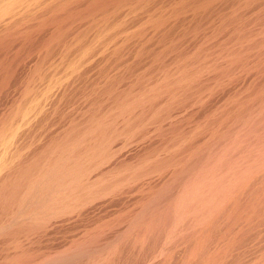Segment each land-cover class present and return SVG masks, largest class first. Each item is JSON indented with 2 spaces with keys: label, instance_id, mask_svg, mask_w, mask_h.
I'll return each instance as SVG.
<instances>
[{
  "label": "rangeland",
  "instance_id": "1",
  "mask_svg": "<svg viewBox=\"0 0 264 264\" xmlns=\"http://www.w3.org/2000/svg\"><path fill=\"white\" fill-rule=\"evenodd\" d=\"M53 1H55V0H53ZM165 1H167V0H165ZM165 1L158 0V4L162 5V2H163V5L161 7H164V5H165V7H166V5L168 7V6H172L173 4L174 5L177 4L180 0H177V2H174L176 0H172L174 3L172 1H170V0H168L169 2H172L173 4L168 3V1H167L168 4H166ZM256 1L254 3V6H253V4L249 5V7L247 5H245V7L244 6H241V7L236 6V7H238L236 9H235V6L232 8L230 5H227L230 8H227L226 5H223V6L220 5V7L218 6V9L215 12V20H216V22L214 21V23H213L215 26L213 24L210 25V26H206L205 28L202 26V28H200V29H202L201 30L202 32L200 34H203V36L200 35V37L198 39L193 38V36L191 37V34L189 35V32H191L190 31V29H191L190 27L192 26V24H191L190 27H189V25L194 20V19L192 20V18L194 16H196V15H193V13H191V12H187L188 16H187V14H184V15L181 16V21L183 20L182 23H181V21H179V19L175 20V21L173 19H171L172 21L169 20L168 22H170L169 23L170 25L167 23L168 26H166L168 28L165 27V30H164V27H163V28H161V30H158L159 32L161 31V34L158 33L157 30H155L153 28H149V25H148L147 26V30L151 31L152 36L149 33L150 31H147L148 33L146 32L145 36L147 35L148 38L146 36V39H145L144 36H142L143 38L140 37V39L139 38L137 39V34L135 33L136 30H139L136 27H138L140 25H141L140 27L145 26L142 23L144 21L143 19H145L146 16L145 17L142 16V18H143L142 20L140 19L141 17L140 18L138 17V16H141V15H134L132 17L130 16V17L127 18V20L125 18L124 20L127 21V24H128V21H129V24H128L129 32L133 33L134 35L136 34L135 37H132L134 35L129 33L132 36L131 35L130 36L129 35L124 36L125 39L124 38L123 39H124V41L125 40L126 41L123 42V39L118 41V43H116V44L119 45V46H117V47H116V44L113 45V46H111V44L104 45L103 47H105V48L102 47L103 49L101 51H99V53L100 52L101 53L99 54V53L96 52L97 53V54L95 53L96 55L93 54L95 56H93V55L91 56L92 58H90V60L88 61L89 64L88 65L86 64L85 67L82 66L80 68L82 70L81 71H79L80 69L78 70L79 73L80 72L81 73L80 74L76 73L75 75H69L68 73H70V71H68V73H67L68 75H66L65 72L67 71V69L68 70L70 69V66H69L70 64H72L74 61H77L79 59V56L81 54H79L77 52L82 51L81 42H83V41L90 42V40H91L92 41L91 43L93 45H95L98 42V40H97V42H95V40L93 38L97 34V31H96L97 29H93V28H95V26L92 25L91 23H89V22H91L92 18H90V19L88 18L89 20L84 18L85 21L84 20L81 21L80 18H78V19L74 18V20H72L71 23H70L71 25L69 24V25H67L65 27H60L58 25V27H57L58 23L56 24V22L55 23L51 22L52 21V16L54 17L57 14L59 15L61 13V11H60V13H59V11L55 12V13L54 12L53 13H49V12H47V11L45 12L43 10L40 13L39 10H38L37 15L32 13V15L29 14L30 16L29 15H26V17L24 16L23 17L24 21L20 17L21 20H22V23H21V20H20L19 22H16V24L13 23L14 25L11 24V25H6L5 26V24H4V26L0 27V32L2 33V34L0 33V35H1L0 36L1 37L0 41L2 40L3 45H4V41L6 42L5 44H7L5 46V48L4 47L2 48L3 50L0 48L1 49L0 50V59H1L0 60V86H1L0 87V121H1L0 122V152H2V149L4 150L3 146H1V145H3L2 138H4L5 136L6 137L8 136V138L11 137L10 135H12V132H14V130H13L14 126H12V125H17V126H15V128L16 127L18 128V125L21 123V121H20L21 117H19V116H21L20 114L22 112L23 113L24 112L27 113L29 111V109L30 110L32 109V107H31L32 105L34 106V104L35 105L39 104V103H41V101H42V103H41L42 105H40V106H43V109L41 107H40L41 109L39 108L41 111L38 110L37 111V115L33 116L34 118L31 116L33 119H35V118L36 119H35V121H33V119H31V123L28 126H26L27 128H23L22 127L21 128L22 130H20V131H16L15 130V132H17V133H15L16 134V138H14V140H13V141H15L13 143V146H15V145L16 146L12 147V151H11V153H9V154H12V155L14 154L13 155L14 157L11 155L13 158L9 157V159L10 160L13 159V161H15V163L14 162L12 163V161H11L12 164L10 163L11 164V168L10 169H13V170L12 171L8 170V171L10 173L12 172L11 174H13V176H16V173H17V171H19V169L21 170V168H25V167L29 166L30 163H34L35 159L37 160L38 157L40 159V157L42 155H44L46 150H48V149L50 150L51 148H53L54 146H56L58 144L62 145V143L65 141L66 137H69V135H71L72 133H73L72 135H74V133H78V128H79V130L82 128L83 131L80 130L82 133L83 132L85 133L88 129L91 128L90 129L91 131L88 130L89 132H87L88 134H86V138L85 139H83V136H85L83 134H82L83 136H81V135L77 136L80 139L77 138V137L75 138L76 142H77V145H74L76 143L75 141H73V144H72V142H70L72 145L69 143V145L72 148H73V146L75 147V148L72 149V153H70L71 147L69 145H68L69 146L68 147L67 144H66L62 148L63 150L62 151L60 150L61 152L59 151V153H61V155H63V153H66L65 156L63 155L61 157V155L58 154V153L54 154V156H51V155H53L51 153L49 155H47L46 158H48V156H49L48 159H51L52 157L53 158L59 157L60 159L58 158L55 161H53L51 163V166H50L51 168L50 167L48 168L49 165H47V163H46L45 167L41 168V170H40L41 174H38V176L35 177V179H33V180H31L29 182V184H23V187L19 188V190L21 189L20 190L21 192L18 190V192L21 193V194L17 193V195H16L17 199L15 198V196L10 198V199H8V198L6 199V198L3 197V195L0 192V196L2 197V198L0 197L1 198L0 199V217L2 218V220L0 218V251H1L0 252V264H25V263L26 264H37V263L38 264H91V263L92 264H160V263L161 264H199V263L200 264H209L208 263L209 262L208 259L212 255V252H216L217 249L219 250V246H220V248H222L225 245L224 244V239H225V243L228 240V238L226 239V237H224L223 234H222V231H223V229H222V226H223L222 217H224V215L222 213H223L224 206H225L224 199H226L225 198V193H224V191L226 190L225 188H227V189L230 188V187L232 188L233 184L230 185V186H227V184H226L227 187L222 186V188L220 186L216 185V184H214V185L210 184L209 185L210 187H209L207 183H210V180L208 179L209 176H206V173L209 174L208 172H209L210 166L206 165V163H207L208 159L211 158L212 154L214 156V155H218V152L222 153V150L224 149V146L222 145L220 147V145H221V143H223V141H225L226 138L228 140H230V138L233 137V135L236 136L238 133H239L238 135H240V132H241V134L243 133L242 132V131H244V129H242L243 128V126H242L243 123L242 124L239 123V127L240 128H238V125L232 126L233 128H230L231 126H229V130L230 131L227 130L228 128H226V129H224L225 132L223 131L224 133L222 135L221 134L222 125L219 124V123H222L223 121L221 119H219V118L221 117L222 119H224L223 117L225 116V111L228 112V110H229L228 114L229 115L232 114L233 110L232 111L230 110V108H231L230 105L233 104V102L237 101L238 99L240 101L242 98L243 99L246 98V97H243V96H247L248 97L249 96L248 94H251L253 92V91L251 92V90H253L252 88L254 86L252 84L253 83L255 84L256 82H258V80L260 81V79H261L260 77L263 76L264 72L262 70L256 68V67L254 68L253 66L256 65V64H251L250 68L247 67L248 69L244 68V71L242 70L243 73L240 71L241 75H240V72H239V74H236L234 77L222 78L221 79L222 81L219 80V82L217 83L218 85L214 84V80H216V78L214 76L215 75L214 72H213V74H211L212 71H211V73L209 71V73L211 75H208L209 73L206 72L205 73L206 75L205 74H204V76L201 75L202 79H200V80H203L205 83L206 82L209 83L213 78H215L212 81V83L211 82L209 84L206 83V85L207 84L208 85L205 86V83L202 81L203 84L200 85V88L198 87L199 89L196 88L194 90H191L192 93L190 91L188 92L189 94H191L190 98L187 97V96H189L188 94L186 96H184V98H187L188 101L186 99H184L183 97H180V100H179V98L177 99L176 98L177 96L175 97V95H170L169 94V96H170L169 97V96H167L168 95L167 93H165L166 95L163 94V96H166L168 99L164 98L161 95L163 100L165 99L164 101H166V100H171V101H168V103H167V101H166V103H164V101H162L163 104L160 103L161 104L160 107L162 105H164L163 106V108H164L166 104H170L171 103L172 105L170 104L171 105L170 107L172 108V110L169 107V105H166V107H165L166 109L169 110V111H166V112L164 111L165 108L162 109V107L161 108L158 107L157 111H160V112L162 111L163 113L156 112L155 115L153 114L154 117L156 116V119L153 116L149 115L150 117L149 116L146 117V119L144 121V125L142 127H139L140 129L139 128L132 129V127H131V129H132V130L130 129L131 132L126 127L127 122H129V120L131 118L130 117L131 115L130 116L129 115H125V116L129 117V118L127 117L129 120L125 121V119L127 120V118H125V116H121L120 114L117 113L118 112L117 110H119V112H120V109H117L118 108L117 106H118L119 102L118 103H116V102L117 101H121L124 97H126L127 93H125V92H128L130 88L131 89L134 88V87H138L139 88L140 85L142 87V90H143V87H145L144 88V92H148L150 90L153 93L155 91V88H157L156 90H158L160 88L162 89V87L164 88L168 84L169 80H171L172 72H173L172 67L174 66L173 68H175L176 66L184 63L185 59L187 60L188 58H190L191 55H189L190 53L188 54L189 51L191 53L193 52V54H195L197 52V50L199 51V49H200V51H201V49H203V50L208 51V55L209 56H211L212 58H215V57H218V55H219L217 53L221 52L219 49L223 50L222 46L230 48L232 46H235V44H239L238 42H235L236 40H234L233 38L237 34L238 35L241 34V32H242V34H245L247 32H248L247 34H253L254 33V35H252L254 40L257 39V38H258V40H261V38L263 39L264 37H262V36L264 35V31H263L264 30V0H262V1L261 0H259V1L256 0ZM159 2H161V3H159ZM228 2H233V0H230V1L227 0L226 3H228ZM237 2L238 3H242L243 1L242 0H237V1L234 0V3H237ZM244 2H245V0H244ZM71 7L74 9L76 6L74 4H72ZM83 8L84 7H77V8H75L77 10H73V12L75 14L79 13V11H81L80 9H83ZM219 8H220V10H219ZM239 8H241L242 10L239 9ZM218 10L222 13V15H221V13ZM240 11H241V13H240ZM258 12H259V14H258ZM47 13H49V14H47ZM189 13H191V14H189ZM42 14H43V16H41ZM232 15H235V17H233V19H231L232 17L231 18L229 17V16H232ZM184 16H186V17H184ZM237 16L240 17V19L242 17L241 20L239 18H237V19H239L241 21L240 22L238 20L239 21L237 23L238 26H236L237 25L236 24L237 20H235ZM256 16H259V17L256 18ZM135 17L137 19L138 18L140 19L139 22H141V24L138 22V20L135 21ZM224 17L225 18L227 17L226 20H225ZM50 18H51V20H50ZM131 18L132 19L134 18L133 23L131 22L132 21ZM37 19H38V21H37ZM82 19H83V17H82ZM185 19H186V21H184ZM47 20L49 21V23H46ZM189 20H190V23H189ZM227 20H230V22H228ZM126 21H123V22L125 23ZM147 21H148V19L146 20V22ZM222 21H226L225 22L226 24L228 22V25L222 24L223 23ZM234 21H235L236 25L234 24ZM40 22L42 23V24H40V25H42V29L40 28L41 26L38 25ZM84 22H86L87 24L84 23ZM135 22L136 23L138 22V23L135 24ZM146 22H144V24H146ZM173 22H175V23H173ZM19 23H21V25ZM34 23H35V25H34ZM171 23H173L174 25L173 24L171 25ZM88 24H91L92 28H91V25H88ZM184 24L186 26L188 24V26L186 28L187 29L186 31H185V25ZM239 24H241V25H239ZM17 25H19V26H17ZM28 25H30V27ZM129 25H131V26H129ZM136 25H138V26H136ZM233 25L238 27L239 30L241 28H243L244 30L242 29V31L240 30V32H239V30L236 27H235L236 28L235 29ZM14 26H15V28H13ZM21 26H23V27L21 28ZM85 26H86V28H85ZM6 28L8 29V31H6L7 30ZM12 28L14 30L10 31V29H12ZM89 28H91V29H89ZM131 28H133V29L131 30ZM214 28H216V29H214ZM251 28H252V30H251ZM219 29L222 30L223 32H225V34L222 31H220ZM55 30L58 33H56ZM58 30H60V31H58ZM133 30H134V32H133ZM152 30H153V32H152ZM218 30H219V32H218ZM224 30H226V31H224ZM236 30L238 32L232 38V34L235 33ZM184 31H185V34L187 36H184V33H183ZM136 32H138V31H136ZM162 32H164L166 35L164 33H162ZM261 32H263V33H261ZM153 33H154V35L158 34L159 37L156 35L155 37H157V38L154 37L155 39H152V37L154 36ZM176 33H178V34H176ZM181 33H183L182 36H180ZM212 33H213V36H212ZM217 33H219V34H217ZM257 33H259V34H257ZM55 34H60L62 36V38H64L61 43H59V44L56 43L55 44V42H53V41H55V40H52V39H54L53 37H54ZM256 34H257L258 37L256 36ZM163 35H165V38H164ZM128 36L130 38H128ZM149 36H151V37H149ZM169 36L170 37L173 36V37L169 38ZM176 36H178V37H176ZM252 36H250V38H252ZM68 37H70V38H68ZM138 37H139V35H138ZM182 37L185 38V39H183ZM38 38H39V40H38ZM133 38L135 40H131ZM159 39H160V41H159ZM176 39H178L177 40L178 43H180V42L182 43L181 39L184 40L183 43L180 44V49H179V51H180L179 55L181 56V54H182L184 56L183 57L184 58V62L182 60L183 58L180 57L179 55H177L176 53L175 54L177 56L175 54L169 55L167 57L168 58V64L170 62H171V64H169L168 67L171 68V69L166 67L165 71L167 70L170 73L168 72L169 73L168 74L167 72H161V70L160 71L156 70L155 74H153L154 75L153 77H157V78L155 79L151 75V77L153 79H149L148 78L150 76L149 75V76L146 77L147 80L145 82L144 79H146V78L143 79V76H146L148 74L147 72L152 70L154 62L156 60L157 54H158V57L162 56L163 53L161 54V52H162V50H164L163 48L166 47L165 44H167V47H169L170 45H174L173 43H175V44L177 43ZM222 39L224 41H226V42H222L221 43V41H223ZM227 39H229V40H227ZM30 40H31V42H30ZM121 41H122L123 44L121 43ZM168 41H170V42H168ZM227 41H229V44H228ZM184 42H185V44H184ZM202 42L205 43V44H203ZM13 43H15V44H13ZM220 43H221L222 46H219ZM230 43H232V45ZM233 43H235V44H233ZM36 46H37V48H36ZM53 46H55V48H57V49H55ZM79 46H81V47L79 48ZM108 46L109 47L111 46V47L109 48ZM114 46H115V48H114ZM198 46H202L203 48L202 47H198ZM238 46L240 47V44ZM120 47H121V49H119ZM6 48H7V51H6ZM63 48H65L64 50L66 51V53L64 52ZM112 48H113V51L111 50ZM208 48L209 49L213 48L215 53H214V51L212 49L209 51ZM261 48L262 47L257 48L258 50L254 49V50L250 51L249 52V53H251L250 55L254 57V55H256V53L257 54H259V52L260 53H264V52H262V51H264V49L263 48L261 49ZM47 49H49V51ZM129 49H130V51H129ZM215 49L218 50L217 53H216ZM260 49L262 51H260ZM117 50H118V54L116 53ZM145 50H147V51H145ZM185 50H187L188 52L187 51L185 52ZM68 52L69 53L72 52V53L69 54ZM103 52L104 53L107 52L108 54L107 53L104 54ZM183 53L184 54L187 53V55H184ZM76 54H77V56H76ZM48 55H51V56H48ZM174 55H175V58H177V59H174ZM118 56H121V57H118ZM154 56H155V58H154ZM178 56H179V58H178ZM185 56H187V57L190 56V57L185 58ZM44 58H47V59H44ZM169 58H170L171 61L169 60ZM180 58H182V59H180ZM137 59H138V61H137ZM53 60H54V63H53ZM45 61H47V63ZM66 61H68V62H66ZM41 63H42V65H41ZM172 63H173V65H172ZM220 63H221V59H220ZM2 64H3V66H2ZM52 64L55 65V66H52ZM56 65H58L57 68H56ZM146 65H148V66H146ZM151 65H152V67H151ZM113 66L116 67V68H114ZM48 67H51V69L48 68ZM11 68H12V70H11ZM48 69H50L51 71L49 70L50 71L49 72ZM52 69H53V71H52ZM148 69H150V70L148 71ZM162 71H164V70H162ZM255 71H256V73H255ZM160 72H161L162 75H160ZM244 72H245V74H244ZM261 72H263V74ZM163 73L165 75H166V73H167V75H169V76H166L167 78L164 75L163 78H165L166 81L163 80V78H162ZM170 74H171V77H170ZM251 74H253V75H251ZM67 77L68 78L69 77H73V78H69V80H65V78L68 79ZM51 78H52V80H51ZM140 78L143 79L144 81L141 80ZM161 78H162V80L160 81L159 79H161ZM207 78H208V80H210V79L211 80L207 81ZM138 79L140 80V82H139ZM58 80H59V82H58ZM70 80H72V81H70ZM149 80H151L150 83H148ZM137 81H138V83H137ZM248 81H250L251 83L249 82L250 83L249 84ZM51 82H53V83H51ZM57 82L60 83L61 85L56 86ZM63 83L65 85H63ZM144 83H148L149 84V85L147 84L148 86L146 85L148 88L145 86ZM151 83H152V85H150ZM219 83L222 86L219 85ZM50 85H51V87H50ZM137 85H139V86H137ZM210 85H214L215 87L213 86L214 87L213 88ZM116 86H117V88H115ZM203 86H205L207 88V90ZM208 86H210V88L212 90ZM250 86H251V88H250ZM53 87H55V90L52 89ZM57 87L59 88L58 89L59 91L57 90ZM63 87H64V89H63ZM110 87H111V90H110ZM46 88L49 91H50V89H52V91H50L51 93ZM149 88H152V89H149ZM216 88H219V89H216ZM255 88H256V86H255ZM30 89H31V91H30ZM146 89H148V90H146ZM201 89H202L203 92H201ZM249 89H251V90L249 91ZM45 90L47 91L48 94L46 93ZM195 90L196 91L200 90V91L199 92L197 91L198 92L197 93ZM204 90H206L207 92L205 91V93H204ZM229 90H231V91H229ZM115 91H117V92H115ZM137 91L139 93L137 92L138 95L136 94L137 95V96L135 95L136 97L140 96V94H141L140 93L141 92L140 89L137 90ZM193 92H196L198 94V98H197V94L196 93H195L196 95L194 94L195 97H194V95H192ZM123 93L125 95H123ZM40 95L41 96L43 95V96L41 97ZM44 96L45 97L47 96V97L45 98ZM48 96H50V97H48ZM116 96H118V97H116ZM171 96H174V97H171ZM48 98H49V100H48ZM171 98L172 99L176 98L175 104H177V102L181 101V102L178 103L179 106H178V104L174 106V104H173L174 100L172 101ZM196 98H197V100H196ZM233 98H235V100ZM42 99H45V100H42ZM32 100H34V101H32ZM177 100H179V101H177ZM191 101H192V103H191ZM111 102H113V103H111ZM197 102H199V103H197ZM43 104H45V105H43ZM109 108H110L111 111L109 110ZM115 108H116V111H115ZM173 108H175L176 110H174ZM178 110H180V111H178ZM94 111H96L97 113L100 112V114L102 113L101 115H103V117H100L102 122L101 121L98 122L100 119H97L96 121H94L95 122L94 124L95 125L97 124L96 125L97 127L94 126V128L96 127L95 129H97L95 131H93L94 128L92 126L94 124H92V122H91V120H92L91 116H94L96 114V112H94ZM171 111H174V112L176 111L177 113L176 112L174 113V112H171ZM212 111H213V113H212ZM40 112H42V113H40ZM139 112H140V110H138V113ZM220 113H222V115ZM108 114L112 115V117H111L112 119L110 118V116H108ZM113 114H115V117H113ZM158 116H161V117L158 118ZM147 118H148V121L150 119V121H149L150 124L147 121ZM175 118H178V119H175ZM110 120H111V122H110ZM122 120H123V123H121ZM160 120H162L163 123ZM212 120H213V123H212ZM83 121H84V123H83ZM172 121H173V123H172ZM217 121L219 123H217ZM208 122H209V124L212 123L213 125L212 124L209 125ZM89 123H90L91 127L89 126ZM99 123H102V125L105 124L104 126L105 127L108 126V127L105 128L104 126H102ZM185 123H186V125H185ZM86 124H88V125H86ZM98 125H101V127L99 126V128H98ZM179 125H181V128H182L181 130H183L186 133L185 136L187 134H189V136H186V137L184 136V138L182 139L183 142L184 141L185 142L184 143L182 141L179 142L180 145H178V147H176V149L175 148L172 149V151L169 150L170 152L169 151L168 152L161 151V152L158 153L159 155L158 154L157 155H153V157L151 156L152 158L150 157V159H149V156L151 155V153H150L151 151H152V154H154V151H157V150L159 151V148L161 150L162 147H164L166 145L167 141L172 138V136H169L170 135V131H169V134L167 133L168 135H166V132L168 130H171L172 126L173 127L174 126H178L180 128ZM207 125H209L210 127L208 128ZM9 126H10L11 129L8 128ZM114 126H116V127H114ZM118 126H120V127L122 126V127L120 128ZM124 126L127 129H125ZM198 126L202 127V128H199ZM73 127H75L74 129L75 130L77 129V131L73 130ZM153 127H155V128H153ZM178 127H176V128H178ZM194 127H196V128H194ZM84 128H86V130ZM164 128H166V129H164ZM219 128H220V130H214V131L211 130V129H219ZM99 129H102V130L106 129V131L104 130L100 134V131H102V130H99ZM145 129H148V130L146 131ZM158 129H160V130H158ZM208 129H210V130H208ZM238 129H240L242 131L239 130L240 132H238ZM72 130L75 131V132H71ZM109 130L112 131V132L110 131V134H108ZM202 130H203V132H202ZM92 131L95 132V134H96V131H97V134L95 135L96 137H94V133ZM210 131H213V132H210ZM19 132H20V136H19ZM24 132H26V133H24ZM81 132H80V134H81ZM90 132H92V133L89 135ZM104 132H106V133H104ZM138 132H139V134H137ZM197 132H200V134L197 133ZM204 132H205V134H203ZM228 132H230L231 134H228ZM4 133H6V134H4ZM69 133H71V134H69ZM131 133H133V134H131ZM235 133H237V134L235 135ZM113 134H114V136H113ZM115 134L118 135V136H116ZM218 134H219V136H218ZM227 134L229 136L230 135L231 136L229 137ZM104 135H105V137H104ZM191 135H192V137H191ZM209 135H210V137H209ZM215 135L218 136V137H216ZM224 135L227 136V137H224ZM101 136H103V137H101ZM19 137H20V139H18ZM92 137H93L94 140L90 139ZM100 137L103 138V140ZM106 137H107V141L105 139ZM112 137H113V139H112ZM142 137H144V138H142ZM197 137H198V139H197ZM219 137H221V138L223 137V138L221 139ZM97 138H98V140H97ZM176 138H175V135H174V139H176ZM185 138H187V140ZM86 139L90 140L91 146H89L90 145L88 143L89 140L86 142ZM99 140H101V141H99ZM217 140H219V141H217ZM92 141L93 142L95 141L96 145H95V143H92ZM97 141H99V142H97ZM1 142H2V144H1ZM59 142H61V143H59ZM85 142L88 145H86ZM160 142H161V144H160ZM80 143H82V144L80 145ZM78 144H79V146H78ZM97 144L101 145L102 147L97 145ZM186 144H187V146H186ZM19 145H21V146H19ZM94 145H95V149L97 148V146H99L98 147V148H100L99 150H101L104 155L101 153V151H99L100 153L98 152V148L96 149V152H95V149L93 150V146ZM189 145L192 147L191 151H190ZM211 145H213V146H211ZM185 146L188 147V148H186L187 152H186V149H184ZM85 147L86 148L88 147L87 150H84V149H86ZM155 147L158 148V149L155 150L156 149ZM179 147H180V149H178ZM219 147L221 149H219ZM27 148H28V150H27ZM101 148H103V150ZM64 149H65L66 152H63ZM66 149L69 150V151H67ZM78 149H79V151H77ZM88 149L90 151H88ZM181 149H184L185 151L181 150ZM173 150H175V151L178 150L179 152L181 150L180 154H182V153L185 154L186 153V155L185 156L178 155V159L179 160L173 162V164H171V165H169L167 167H162V168H160L158 170H154V171L152 170V172L151 171L149 173L146 172V174H145V172L142 173V174L139 173L140 175L137 174L138 172H140L138 170H140L143 165L144 166H143V169H141V171L145 170L148 167L147 165H150V162L152 164L154 162V160L155 161H159V160H162L163 158L165 159V158L169 157L168 155L172 156V154L175 153V151H173ZM219 150H221V151H219ZM85 151H87V152H85ZM178 151H176V153ZM68 152L70 153L71 156L67 155V154H69ZM74 152H76V154H74ZM77 152H81L82 155L81 154L79 155V153H77ZM97 152H98L99 155L100 154L101 155L99 156L97 154ZM85 154H87V155H85ZM110 154H112V155H110ZM184 154H182V155H184ZM76 155H77L78 158L76 157ZM91 155H92V158L94 160L91 158ZM113 155H114V157H113ZM66 156H67V158H66ZM98 156H99V158H98ZM110 156H112V157H110ZM158 156H160V158ZM162 156H163V158H162ZM164 156H166V157H164ZM15 157H16V159H15ZM63 157L66 160L63 159ZM69 157H71V158L69 159ZM106 157H107V159H105ZM181 157H183V158L181 159ZM76 158H77V160H76ZM24 159H26V160H24ZM71 159L73 160L72 161L73 165H72V163H68V161L69 160L71 161ZM144 159H146V160L148 159L149 160L148 164L144 163L145 162ZM61 160H63V161H61ZM83 160H85L87 163L83 162ZM100 161H102V162H100ZM57 162H59V163H57ZM16 163H18V164H16ZM83 163H85L84 167L87 169V172H85V173H83L84 172V170H83L84 168H82L83 167L82 166ZM90 163H92V164H90ZM131 163H133V164H131ZM13 164H16V165L12 166ZM140 164H142V165H140ZM201 164H202V167L204 166L203 164H205L206 167L205 166L203 168L200 167V169H199V166H201ZM46 166H47V168H46ZM140 166H141V168H140ZM194 166H195V168H194ZM62 167H64V168H62ZM144 167H145V169H144ZM73 168H76L75 169L76 171L71 172V171L74 170ZM77 168H79V169H77ZM135 168H137L138 170L135 169ZM44 169L45 170L49 169V171L46 170V172H45ZM64 169L67 170V171L65 170L66 172H68V170H70V172L65 173ZM147 169H150V167L147 168ZM79 170H80V174L78 176L80 177L81 172H82L81 177L83 178V175L85 177L83 179L81 177L79 178L82 181L79 180L78 177H76L77 175H75V174H78L76 172H78ZM118 170H119V173L116 172ZM54 171H55V173H54ZM162 171H164V172H162ZM198 171L199 172L201 171L202 175L200 173L198 174ZM9 172L6 171V173L5 172L2 173L4 175H1V176H5V177H1L0 176V178H1V180H0V184H1L0 185V191L2 190V192H3L4 189H6V186H4V184L9 183V182H6V180L8 179V181H9V178L11 179V174ZM62 172H64V174ZM114 172H115V175H114ZM134 172H135L136 175H134ZM263 172H264V169L260 173H263ZM42 173H45V175L42 174ZM72 173L73 174L75 173V174L73 175ZM127 173H129V174H127ZM196 173L198 175H196ZM204 173H205V175H204L205 178L203 176ZM67 174H68L69 177L67 176ZM71 174H72L73 177H70ZM105 174H107V175H105ZM7 175H10L9 178H8ZM127 175H129V176H127ZM6 176H7V178H6ZM191 176L193 178H195V176L196 177L198 176V178H199V179L197 178L198 180H203L202 185L198 184V180L196 178L193 179ZM200 176L201 177L203 176V178L201 179ZM259 176L262 177V174L259 175ZM261 177H259V178H261ZM5 178H6V180H5ZM12 179H14V178H12ZM61 179H62V183H61ZM67 179H69V180L71 179V181L68 180L69 182H67ZM206 179L209 180V182ZM262 179H264V175L260 179L261 182L258 183L259 187L261 186L262 182L264 183V181ZM100 180H101V182H100ZM110 180H111L112 183L109 182ZM2 181L6 182V183H4ZM63 182L67 183V184L69 183V185L66 184L67 186H65V184ZM71 182H73V184L75 182L76 184L72 185ZM99 182H100V185H99ZM56 183H58V184H56ZM108 183H110V184H108ZM196 183L198 185H200V186H198ZM203 183H205V185H203ZM263 183H262V185H263ZM85 184L87 186V187L85 186V188H87V189H85L84 186H83ZM29 185H30V187H29ZM77 185L78 186L80 185L79 187L82 190V192L80 190V193L82 195L79 194V188H78ZM110 185H111V187H110ZM211 185H212V187H211ZM57 186H59L58 187L59 191H58ZM70 186H73L72 187L73 189L70 188ZM67 187H69L71 190L69 188L66 189ZM98 187H100V188H98ZM215 187L216 188L220 187L219 191L221 189H223V190L220 191L219 193H216V192H218V190ZM259 187L255 186V190L257 189V191H258ZM60 188H62L63 190L60 189ZM77 188H78V192H77ZM22 189L25 190V191H23ZM214 189L216 190L215 192L213 191ZM61 190L64 193H62ZM235 190L237 191V189H235ZM4 191H6V190H4ZM206 191H207V193H206ZM74 192L77 193V197H76V194ZM65 193L67 194V196L71 194L70 196H72V199H70L69 196L66 197ZM221 193H223V194H221ZM199 194L201 195V198H200ZM214 194H218V195L216 196ZM221 195L223 197H219ZM197 197H198V199H197ZM63 198H65V200ZM13 199L14 200L16 199V200L14 201ZM196 199L198 201H196ZM6 200H8V201L6 202ZM18 200H20V201H18ZM199 200H200V203L204 200V206L202 205L203 202L201 204H199ZM4 201H5L6 204L4 203ZM223 203H224V206L222 205ZM4 204H5L6 207H4ZM68 204H69L70 207L68 206ZM195 204H199V205H195ZM14 205H16V206H14ZM200 205H202L203 207H200ZM219 205H222V206L220 207ZM197 206H198V208L196 209ZM218 206L220 207L219 208L220 210L218 209L219 212L216 213L217 212L216 208ZM163 207H165V208H163ZM77 208H78V210H77ZM193 208L195 209V211H194ZM211 208L212 209L214 208V210H211ZM222 208H223V210H222ZM58 209L61 212L62 211L63 212L61 213ZM168 209H169V211H168ZM68 210H69V212H68ZM57 211H59V212H57ZM213 211H215V212H213ZM195 212L197 214H195ZM157 213H158V215H157ZM214 213H216V214H214ZM185 214H187V215L185 216ZM57 215H58V217H57ZM154 216H156V217H154ZM148 217H150V218H148ZM59 218H61V219H59ZM191 218L192 219L194 218V219L192 220ZM158 219L160 221H158ZM153 220L155 222L156 221L157 222L154 223ZM209 221H212V225L216 223L215 226L217 225L219 227V225H220V227L219 228L216 227V229L214 230L215 233L213 231L212 234H210L211 236L209 235L208 239H210L212 243L210 242V240L209 241L207 240L206 241L207 243L206 242L204 243V249H203L204 251L203 250L201 251L202 253L203 252L204 253L203 254L201 253L202 255H200V256H196V257L192 256L193 257L192 258L191 257L192 253L190 251H191V248L193 246L194 241L197 239L198 231L201 228L205 227V225L208 224ZM260 221L262 223V226H261V224H259ZM34 222L35 223H37V222L39 223L40 222L42 224L45 223L46 225H50L49 226V230H43L42 229L43 231L42 230L40 232L37 231V232L31 234V236H26L27 238L24 237L25 235H23V237H21L19 239V241L17 240V242H15V243L11 241V240L14 239V237H13L14 235H15V237L18 235V234L16 235V233L19 232L18 229L21 227V225L27 226V225L33 224ZM143 222L145 223V225L148 224L149 222L150 223L153 222L154 229L152 230V232L151 231L150 232L145 231V229H144L145 227L139 225L141 223L144 224ZM219 222H220V224L218 225ZM51 223H52V225H51ZM247 223L248 224L246 225V227H244L247 230L244 229V228L242 229L243 225H242V227L241 226L237 227L236 230H235V232L238 233L242 229L243 231L242 230L241 231L243 233L241 231L240 232L243 235L246 234V236H247V234H248L249 236H247V239H246V236H245V240L246 241L244 240V242H241V244H239V247L235 248V250L231 254L233 259L229 258L230 261L228 260L227 262H223L221 264H226V263L227 264H245V263L246 264H256L257 262L259 263L261 261L260 259H262V256L264 254V225H263L264 223H263V219H258V223H257V221H252V223H249V222H247ZM136 224L139 225V227L141 226L140 230H142V231H140V230L137 231V228L134 227V225H136ZM53 225L56 226V227H54ZM258 225H260V226H258ZM16 226H17V228H16ZM51 226H53V227L51 228ZM255 226L258 227L259 229L258 228L256 229ZM58 227H60V228H58ZM254 228H255V230L251 231ZM12 229H14V232H12L13 231ZM15 229H17V231ZM248 229H251L250 231L252 233L250 231H248ZM218 231H220L221 233L218 232ZM140 232L143 233V235ZM196 233H197V235H196ZM216 233H217V235H216ZM35 234H36V236H35ZM251 234H253V235L251 236ZM21 235L19 233L18 236H21ZM214 236H215V238H214ZM223 237H224V239H223ZM248 237H249V239H248ZM42 239H44V240H42ZM172 241H173V243H172ZM207 244H208V246L206 247ZM9 245H12V246L10 247ZM65 248H66V250H65ZM152 248H154V249H152ZM261 252H263V253H261ZM32 253H34V254H32ZM208 253L210 254V256H208L209 255ZM28 255H29V257H28ZM119 256H121V257H119ZM168 256H169V258H167ZM201 256L203 257V259H202ZM204 256H205V258H207L206 260H205ZM197 258H198V260H197ZM187 259H188V261H187ZM258 259H259V261H258ZM232 260H233V262H232Z\"/></svg>",
  "mask_w": 264,
  "mask_h": 264
},
{
  "label": "bare ground",
  "instance_id": "2",
  "mask_svg": "<svg viewBox=\"0 0 264 264\" xmlns=\"http://www.w3.org/2000/svg\"><path fill=\"white\" fill-rule=\"evenodd\" d=\"M163 1H165V0H163ZM168 1V0H167ZM167 1H165L166 2V4H168V3H171V4H173L174 2H177V0L176 1H172V0H170V1H172V2H169L168 1V3H167ZM226 1L227 0H180L177 4H173L172 6H168L167 7V5H166V7H165V5H164V7H161L162 5H163V2H162V5H160V4H158V0H55V1H51V0H0V27H2V26H4V24H5V26L6 25H11V24H13V23H15L16 24V22H19L20 20H21V18H22V20H23V17L25 16L26 17V15H29V14H31L32 15V13H34V14H36L37 15V12H38V10H39V12L41 13L43 10L46 12H49V13H55V12H58L59 11V13H60V11H61V13L57 16V15H55L54 17L52 16V21L51 22H53V23H55L56 22V24H57V27H58V25L60 26V27H65V26H67V25H69L70 23H71V21L72 20H74V18H76V19H78V18H80L81 19V21L82 20H84L85 21V19H87V20H89L90 18H92L91 19V22H89V23H91L92 25H94L95 26V28H93V29H97L96 31H97V34H96V36L95 37H93L94 38V40H95V42H97V40H98V42L95 44L94 42V44L95 45H93L91 42V40H90V42H86V41H83V42H81V45H82V51H80V52H77V53H79V54H81L80 56H79V59L77 60V61H74L72 64H70L69 66H70V69L68 70L67 69V71L65 72V74L66 75H75L76 73H79V71H81L82 69H80L82 66H86V64L88 65L89 63H88V61L90 60V58H92L91 56L93 55V54H95L96 52L97 53H99V51H101L103 48H105V47H103L104 45H107V44H111V46H113V45H115L116 43H118V41H120V40H122L123 38H124V36H127V35H131V34H133V33H131V32H129V27H128V24H129V21H128V24H127V18L128 17H132V16H134V15H141V16H138L141 20L143 19L142 18V16L143 17H145V19H143L144 21H143V25H145V26H143V27H140V26H138V25H136V26H138V27H136V28H138L139 30H136V31H138V32H136L135 31V33L137 34V39L139 38L140 39V37L141 38H143L142 36H144L145 37V39H146V36H145V34H146V32L147 31H150V30H147V26L149 25V28H153V29H155V30H161V28H163L164 27V30H165V27L166 26H168L167 25V23L169 24L170 22H168L169 20H171V19H173L174 21L175 20H178L179 19V21H181V16L182 15H184V14H187V12H191V13H193V15H196V16H192L193 18H192V20H193V22L192 23H190V20H189V23H190V25H189V27L191 26V24H192V26L190 27L191 29H190V31L191 32H189V35L191 34V37L193 36V38H195V39H198L199 37H200V35H202L203 36V34H200L202 31V29H200V28H202V26L205 28L206 26H210V25H212L213 23H214V21L216 22V20H215V12H216V10L218 9V6L220 7V5L221 6H223V5H226V7L227 8H230V7H228L227 5H230L232 8L235 6V9L236 8H238V7H241V6H244L245 7V5H247L248 7H249V5H252L253 4V6H254V3H255V1L256 0H245V2H244V0H242L243 2L242 3H234V0H233V2H228V3H226ZM230 1V0H229ZM235 1H237V0H235ZM259 1V0H258ZM262 1V0H261ZM257 2V1H256ZM159 3H161V2H159ZM224 3V4H223ZM263 3V2H262ZM70 4V5H69ZM72 4H74L76 7L75 8H77V7H84L83 9H80L81 11H79V13H74L73 12V10H77V9H73L72 7H71V5ZM170 4V5H171ZM69 6V7H68ZM236 6H238V7H236ZM231 8V9H232ZM79 9V8H78ZM225 9V8H224ZM239 9H241V8H239ZM248 9V8H247ZM262 9V8H261ZM55 10V11H54ZM57 10V11H56ZM219 10H220V8H219ZM218 10V11H219ZM242 10V9H241ZM232 11V10H231ZM236 11V10H235ZM261 11V10H260ZM220 12V11H219ZM245 12V11H244ZM248 12V11H247ZM49 13H47V14H49ZM191 13H189V14H191ZM221 13V12H220ZM234 13V12H233ZM240 13H241V11H240ZM261 13V12H260ZM226 14V13H225ZM235 14V13H234ZM244 14V13H243ZM254 14V13H253ZM258 14H259V12H258ZM46 15V14H45ZM221 15H222V13H221ZM236 15V14H235ZM235 15H232V16H229L231 19H233V17H235ZM257 15V14H256ZM30 16V15H29ZM28 16V17H29ZM35 16V15H34ZM41 16H43V14L41 15ZM76 16V17H75ZM187 16H188V14H187ZM227 16V15H226ZM244 16V15H243ZM251 16V15H250ZM21 17V18H20ZM33 17V16H32ZM82 17H83V19H82ZM184 17H186V16H184ZM223 17V16H222ZM228 17V16H227ZM226 17V18H227ZM257 17H259V16H256V18ZM85 18V19H84ZM89 18V19H88ZM126 18V20H124ZM137 19L136 17H135V21H137L138 20V22H139V20L140 19ZM148 19V21L146 22V20ZM189 18V17H188ZM225 18V17H224ZM226 18H225V20H226ZM237 18H239L240 19V17H236V19L235 20H237V22H236V24L242 19V17H241V19L239 20V19H237ZM25 19V18H24ZM130 19V18H129ZM253 19V18H252ZM22 20H21V23H22ZM49 20V19H48ZM47 20V21H48ZM50 20H51V18H50ZM132 20V21H131ZM131 22L133 23V20H134V18L132 19L131 18ZM219 20V19H218ZM224 20V19H223ZM239 20V21H238ZM24 21V20H23ZM36 21V20H35ZM34 21V22H35ZM37 21H38V19H37ZM40 21V20H39ZM44 21V20H43ZM46 21V23H49V21L47 22ZM76 21V20H75ZM74 21V22H75ZM80 21V22H81ZM123 21H126L125 23L123 22ZM172 21V20H171ZM184 21H186V19L184 20ZM221 21V20H220ZM228 22H230V20H227ZM232 21V20H231ZM26 22V21H25ZM24 22V23H25ZM42 22V21H41ZM39 23L38 25H40V24H42V23ZM77 22V21H76ZM130 22V23H131ZM137 22V23H138ZM144 22H146V24H144ZM183 22V20L181 21V23ZM188 22V21H187ZM223 22V23H222ZM221 23L222 24H226L225 22L226 21H222ZM228 22H227V24L226 25H228ZM241 22V21H240ZM263 22V21H262ZM8 23V24H7ZM21 23H19L20 25H21ZM23 23V24H24ZM30 23V22H29ZM33 23V22H32ZM37 23V22H36ZM45 23V22H44ZM78 23V22H77ZM84 23H86V22H84ZM136 22H135V24H137ZM140 24H141V22H139ZM173 23H175V22H173ZM173 23H171V25L173 24ZM188 23V24H189ZM251 23V22H250ZM52 24V23H51ZM73 24V23H72ZM87 24V23H86ZM91 24H88V25H91ZM127 24V25H126ZM177 24V23H176ZM188 24H187V26H188ZM219 24V23H218ZM234 24H235V21H234ZM235 24V25H236ZM14 25V24H13ZM25 25V24H24ZM34 25H35V23H34ZM44 25V24H43ZM55 25V24H54ZM71 25V24H70ZM82 25V24H81ZM92 25H91V28H92ZM165 25V26H164ZM170 25V24H169ZM174 25V24H173ZM185 25V24H184ZM214 25V24H213ZM221 25V24H220ZM239 25H241V24H239ZM246 25V24H245ZM244 25V26H245ZM252 25V24H251ZM258 25V24H257ZM17 26H19V25H17ZM26 26V25H25ZM29 27H30V25H28ZM37 26V25H36ZM41 27V29H42V25H40ZM74 26V25H73ZM79 26V25H78ZM129 26H131V25H129ZM134 26V25H133ZM187 26L185 25V31L187 30L186 28H187ZM215 26V25H214ZM234 26V25H233ZM236 26H238V24L236 25ZM236 26H234V28L236 27ZM23 26H21V28H22ZM38 27V26H37ZM69 27V26H68ZM80 27V26H79ZM140 27V28H139ZM188 27V28H189ZM212 27V26H211ZM217 27V26H216ZM225 27V26H224ZM232 27V26H231ZM243 27V26H242ZM247 27V26H246ZM11 28V27H10ZM13 28H15V26L13 27ZM10 29V31L11 30H14V29ZM17 28V27H16ZM44 28V27H43ZM78 28V27H77ZM76 28V29H77ZM85 28H86V26H85ZM91 28H89V29H91ZM134 28V27H133ZM133 28H131V30L133 29ZM166 28H168V27H166ZM203 28V29H204ZM209 28V27H208ZM219 28V27H218ZM233 28V29H234ZM237 29H238V27H236ZM235 28V29H236ZM241 28V27H240ZM261 28V27H260ZM7 29V28H6ZM33 29V28H32ZM64 29V28H63ZM80 29V28H79ZM83 29V28H82ZM81 29V30H82ZM214 29H216V28H214ZM242 29L243 28H241L240 30L242 31ZM16 30V29H15ZM40 30V29H39ZM61 30V29H60ZM60 30H58V31H60ZM65 30V29H64ZM68 30V29H67ZM72 30V29H71ZM75 30V29H74ZM130 30V31H131ZM220 30V29H219ZM219 30H218V32H219ZM239 30V29H238ZM240 30H239V32H240ZM244 30V29H243ZM251 30H252V28H251ZM4 31V30H3ZM6 31H8V29L6 30ZM30 31V30H29ZM43 31V30H42ZM54 31V30H53ZM56 31V30H55ZM181 31V30H180ZM185 31L183 32L184 33V36H187L186 34H185ZM220 31H222V30H220ZM224 31H226V30H224ZM235 31V30H234ZM249 31V30H248ZM260 31V30H259ZM264 31V30H263ZM84 32V31H83ZM95 32V31H94ZM133 32H134V30H133ZM152 32H153V30H152ZM156 32V31H155ZM174 32V31H173ZM206 32V31H205ZM223 32V31H222ZM238 31L236 30V32L235 33H233L232 34V38L235 36V34L237 33ZM246 32V31H245ZM1 33V32H0ZM56 33H58L57 31H56ZM60 33V32H59ZM76 33V32H75ZM129 33H131V34H129ZM148 33V32H147ZM150 34H151V36H152V33H151V31L149 32ZM158 33H160L161 34V31L159 32L158 31ZM162 33H164V32H162ZM167 33V32H166ZM183 33H181V35L180 36H182V34ZM224 34H225V32H223ZM228 33V32H227ZM248 33V32H247ZM247 33H245V34H242V32H241V34H237L233 39L234 40H236L235 42H238L239 44H240V47L238 46L239 44H235V43H233V44H235V46H232V47H223L222 45H221V43L222 42H226V41H224L223 39V41H221V43L219 44V46H222V48H223V50H221V49H219L221 52L220 53H217V51L218 50H216V53L217 54H219L218 55V57H215V58H212L211 56H209L208 55V51H206V50H203V49H201V51H200V49H199V51L197 50V52L195 53V54H193V52L191 53L190 51L188 52L187 50H185V52L187 51L188 52V54L189 55H191V57L190 56H188V57H190V58H188L187 56H185V58H188L187 60L185 59V62H184V56L181 54V56L179 55L180 54V51H179V49H180V44H182L183 43V39H185V38H183V39H181L182 40V43L180 42V43H178V39H176V41H177V43L175 44V43H173L174 45H170L169 47H167V44H165L166 45V47L165 48H163L164 50H162V52H161V54L163 53V55L162 56H159L158 57V54H157V56H156V60H155V62H154V65H153V68H152V70H150V69H148V71L149 72H147L146 74V76H143V79L144 78H146L147 76H149L148 78L149 79H153V78H157V77H153L154 75L153 74H155V71L156 70H161V72H169V71H165V69H166V67H168V65L169 64H171V62L168 64V56L169 55H172V54H177V55H179L180 57H182V58H180V59H182L183 60V62L184 63H182V64H180V65H178V66H176L175 68H173L172 67V69H173V72H172V77H171V74H170V77H171V80H169V82H168V84L163 88L162 87V89L160 88V89H158V90H156L157 88H155V91L152 93L150 90L148 91V92H144V88L145 87H143V90H142V87H141V83L139 84L140 85V87L138 88V87H134V88H130L129 89V91L128 92H125V93H127L126 94V97H124L121 101H115L116 103H118V108L117 109H120V112H119V110H117L118 112V114H120L121 116H125V115H131L130 117V120L128 119L129 117L128 116H125V118H127V120L125 119V121H128L129 120V122H127V125H126V127L128 128V130H130L131 129V127H132V129H134V128H139V127H142L143 125H144V121H145V119H146V117H148L149 115L150 116H153V114L155 115V113L156 112H159V113H163L162 111L160 112V111H157V109H158V107L159 108H161L162 107V109H164L165 107H166V105H169V107L172 105L171 103V105L170 104H166L165 105V107L163 108V106L164 105H162L161 107H160V105L161 104H163V102L162 101H164L163 100V98H162V96H163V94H165V93H167L168 95L167 96H169V94L170 95H175V97L178 99L179 98V100H180V97H183L184 98V96H186L187 94L189 95V96H187V97H191V94H189L188 92L190 91L191 93H192V91L191 90H194V89H196V88H200V85L201 84H203V80H200V79H202L201 78V75L202 76H204V74L206 73V72H208L209 73V71H210V73H211V71H212V73L211 74H213V72H214V76H215V78H216V80H214L215 78H213L211 81L210 80H208V78H207V81H210L211 83H212V81L214 80V84H217L218 82H219V80H221L222 78H226V77H228V78H230V77H234L236 74H239V72L241 71L242 73H243V71H244V68L246 69L247 67H249L250 68V65L251 64H256V65H254L253 67L255 68H258V69H260V70H262L263 72H264V53H260L259 52V54H257L256 53V55H254V57L253 56H251L250 54L251 53H249L250 51H252V50H258L257 48H260V47H262L263 49H264V38L262 39L261 38V40H258V38L257 39H255L254 40V38H253V36L252 35H254V33L253 34H247ZM261 33H263V32H261ZM2 34V33H1ZM8 34V33H7ZM25 34V33H24ZM89 34V33H88ZM92 34V33H91ZM95 34V33H94ZM135 34V35H136ZM165 34V33H164ZM176 34H178V33H176ZM188 34V33H187ZM208 34V33H207ZM217 34H219V33H217ZM221 34V33H220ZM257 34H259V33H257ZM257 34H256V36H257ZM4 35V34H3ZM134 35V34H133ZM135 35L134 36H132V37H135ZM138 35H139V37H138ZM149 35V34H148ZM153 35H154V33H153ZM158 37H159V35L158 34H156ZM156 35H154L153 37H152V39H155V38H157V37H155ZM166 35V34H165ZM165 35H163L164 36V38H165ZM168 35V34H167ZM210 35V34H209ZM223 35V34H222ZM231 35V34H230ZM241 35V36H240ZM261 35V34H260ZM1 36V35H0ZM6 36V35H5ZM33 36V35H32ZM31 36V37H32ZM42 36V35H41ZM66 36V35H65ZM128 36V38H130ZM151 36H149V37H151ZM174 36V35H173ZM173 36H171V37H173ZM207 36V35H206ZM212 36H213V33H212ZM221 36V35H220ZM250 36H252V38H250ZM75 37V36H74ZM155 37V38H154ZM170 36H169V38H171ZM176 37H178V36H176ZM175 37V38H176ZM189 37V36H188ZM187 37V38H188ZM210 37V36H209ZM258 37V36H257ZM262 37H264V35L262 36ZM1 38V37H0ZM28 38V37H27ZM30 38V37H29ZM54 39H52V40H55V41H53V42H55V44L56 43H61L62 42V40L64 39V38H62V36L60 35V34H55L54 35V37H53ZM66 38V37H65ZM68 38H70V37H68ZM127 38V39H128ZM147 38H148V36H147ZM168 38V37H167ZM190 38V37H189ZM218 38V37H217ZM220 38V37H219ZM230 38V37H229ZM31 39V38H30ZM33 39V38H32ZM91 39V38H90ZM125 39V38H124ZM124 39H123V42H125L124 41ZM144 39V40H145ZM174 39V38H173ZM213 39V38H212ZM221 39V38H220ZM34 40V39H33ZM32 40V41H33ZM38 40H39V38H38ZM76 40V39H75ZM93 40V41H94ZM130 40V39H129ZM131 40H135L134 38L133 39H131ZM167 40V39H166ZM194 40V39H193ZM214 40V39H213ZM218 40V39H217ZM227 40H229V39H227ZM78 41V40H77ZM154 41V40H153ZM159 41H160V39H159ZM196 41V40H195ZM199 41V40H198ZM30 42H31V40H30ZM34 42V41H33ZM134 42V41H133ZM136 42V41H135ZM142 42V41H141ZM166 42V41H165ZM164 42V43H165ZM168 42H170V41H168ZM173 42V41H172ZM171 42V43H172ZM175 42V41H174ZM188 42V41H187ZM228 42V44H229V41H227ZM233 42V41H232ZM6 42L4 41V45H3V43H2V40L0 41V48L2 49L3 47L5 48V46L7 45V44H5ZM78 43V42H77ZM89 43V44H88ZM121 43H122V41H121ZM130 43V42H129ZM146 43V42H145ZM153 43V42H152ZM163 43V44H164ZM203 43V42H202ZM13 44H15V43H13ZM31 44V43H30ZM29 44V45H30ZM44 44V43H43ZM46 44V43H45ZM49 44V43H48ZM73 44V43H72ZM93 46H92V45ZM123 44V43H122ZM184 44H185V42H184ZM203 44H205V43H203ZM202 44V45H203ZM211 44V43H210ZM231 45H232V43H230ZM36 45V44H35ZM61 45V44H60ZM133 45V44H132ZM161 45V44H160ZM189 45V44H188ZM263 45V46H262ZM110 46V47H111ZM117 46H119V45H117L116 44V47ZM185 46V45H184ZM206 46V45H205ZM54 48H55V46H53ZM81 46H79V48H80ZM103 47V48H102ZM109 47V46H108ZM107 47V48H108ZM109 47V48H110ZM198 47H202V46H198ZM235 47V48H234ZM36 48H37V46H36ZM68 48V47H67ZM71 48V47H70ZM108 48V49H109ZM114 48H115V46H114ZM132 48V47H131ZM203 48V47H202ZM261 48V49H262ZM0 49V50H1ZM11 49V48H10ZM53 49V48H52ZM55 49H57V48H55ZM54 49V50H55ZM65 48H63V50H64ZM119 49H121V47L119 48ZM118 49V50H119ZM138 49V48H137ZM213 50V48H208V50L210 51V50ZM260 49V51H262ZM3 50V49H2ZM5 50V49H4ZM18 50V49H17ZM24 50V49H23ZM22 50V51H23ZM48 51H49V49H47ZM77 50V49H76ZM112 51H113V48L111 49ZM118 50H117V54H118ZM195 50V49H194ZM6 51H7V48H6ZM28 51V50H27ZM35 51V50H34ZM71 51V50H70ZM78 51V50H77ZM107 51V50H106ZM116 51V50H115ZM122 51V50H121ZM129 51H130V49H129ZM142 51V50H141ZM145 51H147V50H145ZM144 51V52H145ZM214 51V50H213ZM64 52L66 53V51L64 50ZM74 52V51H73ZM110 52V51H109ZM125 52V51H124ZM132 52V51H131ZM136 52V51H135ZM255 52V51H254ZM262 52H264V51H262ZM42 53V52H41ZM46 53V52H45ZM64 53V54H65ZM69 53V52H68ZM67 53V54H68ZM70 53H72V52H70ZM69 53V54H70ZM96 53V54H97ZM101 53V52H100ZM99 53V54H100ZM104 53V52H103ZM105 53H107V52H105ZM104 53V54H105ZM138 53V52H137ZM140 53V52H139ZM214 53H215V51H214ZM21 54V53H20ZM55 54V53H54ZM95 54V55H96ZM108 54V53H107ZM114 54V53H113ZM116 54V55H117ZM175 54V55H176ZM184 54V53H183ZM193 54V55H192ZM254 54V53H253ZM6 55V54H5ZM19 55V54H18ZM41 55V54H40ZM52 55V54H51ZM51 55H48V56H51ZM95 55H93V56H95ZM102 55V54H101ZM115 55V56H116ZM139 55V54H138ZM175 55H174V59H177V58H175ZM176 55V56H177ZM184 55H187V53L186 54H184ZM10 56V55H9ZM54 56V55H53ZM76 56H77V54H76ZM103 56V55H102ZM125 56V55H124ZM137 56V55H136ZM153 56V55H152ZM179 56H178V58H179ZM75 57V56H74ZM118 57H121V56H118ZM138 57V56H137ZM4 58V57H3ZM7 58V57H6ZM48 58V57H47ZM47 58H44V59H47ZM115 58V57H114ZM127 58V57H126ZM154 58H155V56H154ZM158 58V59H157ZM8 59V58H7ZM55 59V58H54ZM75 59V58H74ZM121 59V58H120ZM130 59V58H129ZM142 59V58H141ZM172 59V58H171ZM220 59H221V63H220ZM1 60V59H0ZM50 60V59H49ZM48 60V61H49ZM56 60V59H55ZM93 60V59H92ZM169 60H170V58H169ZM181 60V61H182ZM44 61V60H43ZM61 61V60H60ZM110 61V60H109ZM119 61V60H118ZM137 61H138V59H137ZM171 61V60H170ZM40 62V61H39ZM46 63H47V61H45ZM52 62V61H51ZM66 62H68V61H66ZM107 62V61H106ZM122 62V61H121ZM179 62V61H178ZM49 63V62H48ZM53 63H54V60H53ZM70 63V62H69ZM119 63V62H118ZM130 63V62H129ZM139 63V62H138ZM146 63V62H145ZM176 63V62H175ZM8 64V63H7ZM115 64V63H114ZM151 64V63H150ZM14 65V64H13ZM41 65H42V63H41ZM45 65V64H44ZM123 65V64H122ZM172 65H173V63H172ZM171 65V66H172ZM2 66H3V64H2ZM1 66V67H2ZM5 66V65H4ZM9 66V65H8ZM21 66V65H20ZM52 66H55V65H53L52 64ZM57 66L58 65H56V68H57ZM129 66V65H128ZM146 66H148V65H146ZM16 67V66H15ZM43 67V66H42ZM114 67V66H113ZM151 67H152V65H151ZM8 68V67H7ZM14 68V67H13ZM17 68V67H16ZM48 68H50L51 69V67H48ZM114 68H116V67H114ZM118 68V67H117ZM122 68V67H121ZM144 68V67H143ZM169 68V67H168ZM167 68V69H168ZM50 69H48V71L50 70ZM80 69V70H79ZM100 69V68H99ZM131 69V68H130ZM137 69V68H136ZM169 69H171V68H169ZM248 69V68H247ZM253 69V68H252ZM257 69V70H258ZM11 70H12V68H11ZM15 70V69H14ZM79 70V71H78ZM104 70V69H103ZM162 70H164V71H162ZM243 70V71H242ZM51 71V70H50ZM49 71V72H50ZM52 71H53V69H52ZM58 71V70H57ZM56 71V72H57ZM68 71H70V73H68ZM78 71V72H77ZM172 71V70H171ZM12 72V71H11ZM14 72V71H13ZM161 72H160V75H162L161 74ZM241 72H240V75H241ZM251 72V71H250ZM263 72H261L262 74H263ZM47 73V72H46ZM59 73V72H58ZM68 73V74H67ZM81 73V72H80ZM79 73V74H80ZM151 73V74H150ZM167 73H166V75L163 73V76H162V78L164 77V75H165V77L166 76H169V75H167ZM170 73V72H169ZM168 73V74H169ZM208 74V75H211V74ZM254 73V72H253ZM255 73H256V71H255ZM260 73V72H259ZM10 74V73H9ZM56 74V73H55ZM144 74V73H143ZM142 74V75H143ZM244 74H245V72H244ZM11 75V74H10ZM13 75V74H12ZM107 75V74H106ZM151 75H152V77H151ZM206 75V74H205ZM251 75H253V74H251ZM260 75V74H259ZM258 75V76H259ZM32 76V75H31ZM77 76V75H76ZM82 76V75H81ZM256 76V75H255ZM45 77V76H44ZM108 77V76H107ZM110 77V76H109ZM251 77V76H250ZM41 78V77H40ZM61 78V77H60ZM68 78V77H67ZM69 78H73V77H69ZM69 78L68 79H66L65 78V80H69ZM125 78V77H124ZM162 78L161 79H159L160 81L162 80ZM167 78V77H166ZM204 78V77H203ZM236 78V77H235ZM261 79H260V81L258 80V82H256L255 84L253 83L252 85H254L253 86V90H251V89H249V91L251 90V94H248L249 96L247 97V96H243V97H246L245 99H241L240 101H239V99L237 100V101H235V102H233V104H231L230 105V110L232 111L233 110V112H232V114H228L229 113V110H228V112H226L225 111V116L223 117L224 119H222L221 117L219 118V119H221L223 122L222 123H219L218 121H217V123H219V124H221L222 125V128H221V134L223 135V133L225 132V130L224 129H226V128H228L227 130H229V126H231L230 128H233L232 126H235V125H238V128H240L239 127V123H243L242 124V126H243V128L242 129H244V131H242V130H240V129H238V132H240V131H242L243 133L241 134V132H240V135H238L237 133H235V135L236 136H234L233 135V137H231L230 138V140H228L227 138V140L225 139V141H223V143H221V145H220V147L223 145L224 146V149L222 150V153H219L218 152V155H214L213 156V154L211 155V158H209L208 159V161H207V163H206V165H209L210 166V168H209V174H207L206 173V176H209V180H210V183H207L208 184V186L210 185V184H216V185H218V186H220L221 188H222V186H225V187H227V186H230V185H232L233 187L231 188H225L226 190L224 191V193H225V198L226 199H224V203H225V206H224V203L222 204L223 206H224V210H223V208H222V210H223V215H224V217H222V222H223V226H222V229H223V231H222V234H223V236L224 237H226V239L228 238V240L226 241V243H225V239H224V237H223V239H224V246L222 247V248H220V246H219V250L217 249V251L216 252H212V255L210 256V254L208 255V256H210L209 257V264H221V263H223V262H227L228 260H229V258L231 259L232 258V256H231V254L233 253V251L235 250V248L236 247H239V244H241V242H244V240H245V236H246V232L244 233L245 235H243L242 233V229L244 228V227H246V225L248 224L247 222H249V223H252V221H257V223H258V219H263V223H264V183H263V185H262V183H261V186L259 187V185H258V183L259 182H261L260 181V179L263 177V175H264V172L263 173H260L263 169H264V74H263V76H261L260 77ZM5 79V78H4ZM62 79V78H61ZM113 79V78H112ZM128 79V78H127ZM141 79V78H140ZM143 79H141V80H143ZM255 79V78H254ZM37 80V79H36ZM43 80V79H42ZM51 80H52V78H51ZM63 80V79H62ZM64 80V81H65ZM116 80V79H115ZM122 80V79H121ZM130 80V79H129ZM139 80V79H138ZM145 80V82H146V80H147V78L146 79H144ZM143 80V81H144ZM158 80V79H157ZM163 80H165V78H163ZM239 80V79H238ZM70 81H72V80H70ZM154 81V80H153ZM166 81V80H165ZM203 81V82H202ZM222 81V80H221ZM220 81V82H221ZM227 81V80H226ZM225 81V82H226ZM230 81V80H229ZM228 81V82H229ZM54 82V81H53ZM53 82H51V83H53ZM58 82H59V80H58ZM57 82V83H58ZM63 82V81H62ZM66 82V81H65ZM69 82V81H68ZM107 82V81H106ZM133 82V81H132ZM139 82H140V80H139ZM142 82V81H141ZM151 82V80H149V82L148 83H150ZM202 82V83H201ZM209 82V83H210ZM216 82V83H215ZM237 82V81H236ZM250 81H248V83H249ZM50 83V84H51ZM56 83V86H58V85H61L60 83H58L57 84ZM72 83V82H71ZM77 83V82H76ZM117 83V82H116ZM136 83V82H135ZM137 83H138V81H137ZM143 83V82H142ZM148 83H144L145 84V86L148 84ZM155 83V82H154ZM158 83V82H157ZM205 83V82H204ZM206 83H208V82H206ZM206 83H205V86H207L206 85ZM232 83V82H231ZM235 83V82H234ZM251 83V82H250ZM249 83V84H250ZM67 84V83H66ZM115 84V83H114ZM118 84V83H117ZM143 84V85H144ZM156 84V83H155ZM223 84V83H222ZM238 84V83H237ZM240 84V83H239ZM24 85V84H23ZM38 85V84H37ZM63 85H65L64 83H63ZM105 85V84H104ZM111 85V84H110ZM134 85V84H133ZM139 85H137V86H139ZM142 85V86H143ZM149 85V84H148ZM147 85V86H148ZM150 85H152V83L150 84ZM218 85V84H217ZM219 85H221L220 83H219ZM247 85V84H246ZM245 85V86H246ZM4 86V85H3ZM32 86V85H31ZM54 86V85H53ZM146 86V87H147ZM205 86H203V87H205ZM210 86H214V85H210ZM210 86H208L209 88H210ZM222 86V85H221ZM244 86V85H243ZM255 86H256V88H255ZM1 87V86H0ZM49 87V86H48ZM50 87H51V85H50ZM60 87V86H59ZM120 87V86H119ZM152 87V86H151ZM202 87V86H201ZM215 87V86H214ZM213 87V88H214ZM115 88H117V86L115 87ZM128 88V87H127ZM148 88V87H147ZM198 88V89H199ZM234 88V87H233ZM250 88H251V86H250ZM36 89V88H35ZM34 89V90H35ZM47 89V88H46ZM52 89H54L55 90V87H53ZM52 89H50V91H52ZM59 88L57 87V90H58ZM63 89H64V87H63ZM92 89V88H91ZM141 90V94H140V96H138V97H136L138 94H137V90ZM149 89H152V88H149ZM204 89V88H203ZM205 89L207 90V88L205 87ZM211 89V88H210ZM216 89H219V88H216ZM48 90V89H47ZM56 90V91H57ZM110 90H111V87H110ZM114 90V89H113ZM126 90V89H125ZM146 90H148V89H146ZM206 90H204V93H205V91ZM212 90V89H211ZM236 90V89H235ZM248 90V89H247ZM30 91H31V89H30ZM37 91V90H36ZM46 91V90H45ZM49 91V90H48ZM49 91V92H50ZM59 91V90H58ZM63 91V90H62ZM196 91V90H195ZM198 91V90H197ZM196 91V92H197ZM200 91V90H199ZM198 91V92H199ZM229 91H231V90H229ZM234 91V90H233ZM28 92V91H27ZM41 92V91H40ZM115 92H117V91H115ZM196 92H193V94L192 95H194ZM197 92V93H198ZM201 92H203L202 91V89H201ZM200 92V93H201ZM207 92V91H206ZM209 92V91H208ZM39 93V92H38ZM46 93H47V91H46ZM51 93V92H50ZM59 93V92H58ZM139 93V92H138ZM196 93V94H197ZM199 93V94H200ZM248 93V92H247ZM31 94V93H30ZM48 94V93H47ZM54 94V93H53ZM56 94V93H55ZM137 94V95H136ZM195 94V95H196ZM218 94V93H217ZM29 95V94H28ZM83 95V94H82ZM114 95V94H113ZM118 95V94H117ZM120 95V94H119ZM123 95H125L124 93H123ZM136 95V96H135ZM162 95V96H161ZM166 95V94H165ZM195 95H194V97H195ZM215 95V94H214ZM233 95V94H232ZM39 96V95H38ZM41 96V95H40ZM43 96V95H42ZM41 96V97H42ZM57 96V95H56ZM96 96V95H95ZM34 97V96H33ZM45 97V96H44ZM47 97V96H46ZM45 97V98H46ZM48 97H50V96H48ZM54 97V96H53ZM82 97V96H81ZM116 97H118V96H116ZM164 98H166V99H168L166 96H163ZM170 97V96H169ZM171 97H174V96H171ZM193 97V98H194ZM202 97V96H201ZM234 97V96H233ZM238 97V96H237ZM52 98V97H51ZM50 98V99H51ZM107 98V97H106ZM120 98V97H119ZM122 98V97H121ZM176 98L174 99H172V101L174 100V106L175 105H177L179 102H181V101H179V100H177V101H179V102H177V104H175V100H176ZM197 98H198V94H197ZM197 98H196V100H197ZM214 98V97H213ZM230 98V97H229ZM239 98V97H238ZM38 99V98H37ZM40 99V98H39ZM184 99H186L187 100V98H184ZM234 100H235V98H233ZM42 100H45V99H42ZM48 100H49V98H48ZM53 100V99H52ZM191 100V99H190ZM32 101H34V100H32ZM38 101V100H37ZM40 101V100H39ZM47 101V100H46ZM99 101V100H98ZM97 101V102H98ZM167 101V103H168V101H171V100H166ZM166 101H164V103H166ZM188 101V100H187ZM186 101V102H187ZM193 101V100H192ZM192 101H191V103H192ZM225 101V100H224ZM86 102V101H85ZM84 102V103H85ZM91 102V101H90ZM107 102V101H106ZM16 103V102H15ZM31 103V102H30ZM41 103H42V101H41ZM41 103H39V104H34V106L32 105L31 107H32V109L30 110L29 109V111L27 112V113H21L20 115L21 116H19V117H21V123L18 125V128L16 127L15 128V126H17V125H12V126H14V132H12V135H10L11 137H9L8 138V136L6 137L5 135V137L4 138H2V142H3V145H1V146H3V148H4V150L2 149V152H0L1 154H0V176L1 175H4V174H2L3 172H5L6 173V171L7 172H9V171H12L13 169H10L11 168V164L14 162L15 163V161H13V159H9V157H11V158H13L14 156V154L12 155V154H9V153H11V151H12V147H15V146H13V143L15 142V141H13L14 140V138H16V134L15 133H17V132H15V130L16 131H20V130H22L21 128L23 127V128H27L26 126H28L30 123H31V119H33L34 117L33 116H35V115H37V111L38 110H40L41 108L43 109V106H40V105H42ZM83 103V104H84ZM111 103H113V102H111ZM161 103V104H160ZM184 103V102H183ZM182 103V104H183ZM197 103H199V102H197ZM208 103V102H207ZM106 104V103H105ZM109 104V103H108ZM43 105H45V104H43ZM196 105V104H195ZM199 105V104H198ZM202 105V104H201ZM207 105V104H206ZM178 106H179V104H178ZM183 106V105H182ZM192 106V105H191ZM204 106V105H203ZM229 106V105H228ZM11 107V106H10ZM41 107V108H40ZM173 107V106H172ZM184 107V106H183ZM182 107V108H183ZM186 107V106H185ZM40 108V109H39ZM96 108V107H95ZM101 108V107H100ZM171 108V107H170ZM169 108V109H170ZM20 109V108H19ZM47 109V108H46ZM112 109V108H111ZM174 110H176L175 108H173ZM179 109V108H178ZM188 109V108H187ZM207 109V108H206ZM209 109V108H208ZM212 109V108H211ZM210 109V110H211ZM225 109V108H224ZM228 109V108H227ZM21 110V109H20ZM109 110H110V108H109ZM138 110H140V112L138 113ZM161 110V109H160ZM171 110H172V108H171ZM22 111V110H21ZM41 111V110H40ZM98 111V110H97ZM102 111V110H101ZM111 111V110H110ZM115 111H116V108H115ZM165 112L166 111H169L168 109H166L165 108V110H164ZM178 111H180V110H178ZM192 111V110H191ZM219 111V110H218ZM230 111V112H231ZM13 112V111H12ZM11 112V113H12ZM81 112V111H80ZM86 112V111H85ZM94 112H96V111H94ZM138 114H137V113ZM171 112H174V111H171ZM176 112V111H175ZM174 112V113H175ZM185 112V111H184ZM39 113V112H38ZM40 113H42V112H40ZM71 113V112H70ZM110 113V112H109ZM177 113V112H176ZM195 113V112H194ZM212 113H213V111H212ZM211 113V114H212ZM219 113V112H218ZM224 113V112H223ZM84 114V113H83ZM95 114V113H94ZM102 114V113H101ZM100 114V112L99 113H97L96 112V114L94 115V116H91L92 118V120H91V122H92V124H94L95 122L94 121H96L97 119H100V117H103V115H101ZM117 114V115H118ZM180 114V113H179ZM191 114V113H190ZM221 115H222V113H220ZM219 114V115H220ZM6 115V114H5ZM11 115V114H10ZM39 115V114H38ZM42 115V114H41ZM54 115V114H53ZM101 115V116H100ZM218 115V114H217ZM224 115V114H223ZM33 118H32V117ZM77 116V115H76ZM82 116V115H81ZM108 116H110V118L112 117V115H109L108 114ZM149 116V117H150ZM175 116V115H174ZM178 116V115H177ZM180 116V115H179ZM187 116V115H186ZM209 116V115H208ZM2 117V116H1ZM14 117V116H13ZM18 117V116H17ZM107 117V116H106ZM113 117H115V114H113ZM154 117V116H153ZM161 116H158V118H160ZM167 117V116H166ZM165 117V118H166ZM124 118V117H123ZM152 118V117H151ZM155 119H156V116L154 117ZM153 118V119H154ZM164 118V117H163ZM174 118V117H173ZM201 118V117H200ZM10 119V118H9ZM20 119V118H19ZM18 119V120H19ZM36 119V118H35ZM35 119H33V121H35ZM87 119V118H86ZM112 119V118H111ZM175 119H178V118H175ZM61 120V119H60ZM70 120V119H69ZM166 120V119H165ZM182 120V119H181ZM180 120V121H181ZM7 121V120H6ZM16 121V120H15ZM101 121V119L98 121V122H100ZM106 121V120H105ZM120 121V120H119ZM147 121H148V118H147ZM146 121V122H147ZM149 121H150V119H149ZM148 121V122H149ZM162 123H163V121L162 120H160ZM187 121V120H186ZM207 121V120H206ZM1 122V121H0ZM10 122V121H9ZM8 122V123H9ZM41 122V121H40ZM102 122V121H101ZM107 122V121H106ZM110 122H111V120H110ZM157 122V121H156ZM170 122V121H169ZM177 122V121H176ZM193 122V121H192ZM216 122V121H215ZM38 123V122H37ZM69 123V122H68ZM83 123H84V121H83ZM104 123V122H103ZM121 123H123V120L121 121ZM125 123V122H124ZM154 123V122H153ZM172 123H173V121H172ZM178 123V122H177ZM182 123V122H181ZM191 123V122H190ZM211 123V122H210ZM212 123H213V120H212ZM211 123V124H212ZM3 124V123H2ZM13 124V123H12ZM76 124V123H75ZM80 124V123H79ZM99 124H101L102 125V123H99ZM149 124H150V122H149ZM176 124V123H175ZM205 124V123H204ZM208 124H209V122H208ZM211 124H209V125H211ZM240 124V125H241ZM9 125V124H8ZM86 125H88V124H86ZM97 125V124H96ZM95 124L94 125H92L93 126V128H94V126H96ZM101 125H98V128H99V126L101 127ZM105 125V124H104ZM104 125H102V126H104ZM122 125V124H121ZM153 125V124H152ZM171 125V124H170ZM178 125V124H177ZM185 125H186V123H185ZM209 125H207L208 126V128L210 127ZM213 125V124H212ZM217 125V124H216ZM63 126V125H62ZM85 126V125H84ZM89 126H90V123H89ZM150 126V125H149ZM154 126V125H153ZM158 126V125H157ZM162 126V125H161ZM168 126V125H167ZM180 126V128L178 127V126H172V128H171V130H168L167 132H166V135H168L169 134V131H170V135L169 136H172V138L171 139H167L168 141H167V143H166V145L164 146V147H162V149L160 150V148H159V151L157 150L158 148H156L155 150H157V151H154L153 149V151H154V154H152V151L150 152L151 153V155L149 156V159H150V157L152 156L153 157V155H157L159 152H161V151H163V152H168L169 150L170 151H172V149H176V147H178V145H180V143L179 142H183V138H184V136H185V132L183 131V130H181L182 128H181V125H179ZM206 126V125H205ZM30 127V126H29ZM32 127V126H31ZM76 127V126H75ZM75 127H73V130H75L74 128ZM83 127V126H82ZM86 127V126H85ZM91 127V126H90ZM97 127V126H96ZM95 127V128H96ZM105 127V126H104ZM108 126H106L105 128H107ZM110 127V126H109ZM114 127H116V126H114ZM113 127V128H114ZM118 127H120V126H118ZM122 127V126H121ZM120 127V128H121ZM171 127V126H170ZM176 127H178V128H176ZM199 127V126H198ZM213 127V126H212ZM8 128H10V126L8 127ZM50 128V127H49ZM65 128V127H64ZM77 128V127H76ZM89 128V127H88ZM94 128V130L93 131H95V130H97V129H95ZM124 128H125V126H124ZM127 128H125V129H127ZM153 128H155V127H153ZM194 128H196V127H194ZM199 128H202V127H199ZM216 128V127H215ZM11 129V128H10ZM29 129V128H28ZM85 130H86V128H84ZM91 129V128H90ZM90 129H88V130H90ZM119 129V128H118ZM131 129V130H132ZM140 129V128H139ZM164 129H166V128H164ZM207 129V128H206ZM12 130V131H13ZM71 131V132H75V131H77V129L75 130V131ZM81 131H83L82 130V128L80 129ZM79 130V128H78V133H74V135H72L71 133H69V134H71V135H69V137H66L65 138V141L62 143V145H60V144H58V145H56V146H54L53 148H51L50 150L48 149V150H46V152L44 153V155H42L41 157H40V159H39V157H38V159L36 160L35 159V161H34V163H30V165L29 166H27V167H25V168H21V170L19 169V171H17V173H16V176H13V174H11L10 172V174H11V179L12 178H14V179H10L9 178V176L10 175H7L8 176V178H9V181H8V179L6 180V178H7V176H6V178H5V180H6V182H9V183H6V182H4V181H2V182H4V183H6V184H4V186H6V189H4V190H6V191H4L3 190V192H2V190L0 191L1 192V194L3 195V197L4 198H8V199H10V198H12V197H14L15 196V198L17 197L16 195H17V193L18 194H21V193H19L18 192V190H19V188L20 187H23V184H29V182L31 181V180H33V179H35V177H37L38 176V174H41V168H44L45 167V164L47 163V165H49L48 166V168L51 166V163L53 162V161H55L56 159H58L59 157H55V158H51V159H48L49 158V156H48V158H46L47 157V155H49L50 153L51 154H53V155H51V156H54V154H56V153H58V154H60L61 155V153H59V151L61 150H63L62 148H63V146H65L66 144H67V146L69 145V143L70 142H72V144H73V141H75L76 142V137L79 135H81V136H83V135H85V136H83V139H85L86 138V134H88L87 132H89L88 130L84 133H82L81 131ZM99 130H102V129H99ZM105 131H106V129H104ZM104 130H102V131H100V134H101V132H103ZM112 130V129H111ZM111 130H109V133L108 134H110V131ZM131 130H130V132H131ZM137 130V129H136ZM146 131L148 130V129H145ZM156 130V129H155ZM158 130H160V129H158ZM193 130V129H192ZM208 130H210V129H208ZM211 130H220V128L219 129H211ZM235 130V129H234ZM233 130V131H234ZM240 130V131H239ZM58 131V130H57ZM70 131V130H69ZM91 131V130H90ZM92 131V132H93ZM119 131V130H118ZM143 131V130H142ZM154 131V130H153ZM186 131V130H185ZM213 131H210V132H213ZM224 131V132H223ZM230 131V130H229ZM232 131V130H231ZM237 131V130H236ZM11 132V131H10ZM51 132V131H50ZM80 132H81V134H80ZM92 132H90L89 133V135L92 133ZM112 132V131H111ZM114 132V131H113ZM120 132V131H119ZM122 132V131H121ZM140 132V131H139ZM139 132L137 133V134H139ZM195 132V131H194ZM201 132V131H200ZM200 132H197V133H199L200 134ZM202 132H203V130H202ZM9 133V132H8ZM24 133H26V132H24ZM63 133V132H62ZM68 133V132H67ZM94 133V137H96L95 135L97 134V131H96V134H95V132H93ZM104 133H106V132H104ZM116 133V132H115ZM161 133V132H160ZM165 133V132H164ZM168 133V134H167ZM4 134H6V133H4ZM11 134V133H10ZM50 134V133H49ZM54 134V133H53ZM83 134V135H82ZM99 134V135H100ZM131 134H133V133H131ZM203 134H205V132L203 133ZM226 134V133H225ZM228 134H231L230 132H228ZM227 134V135H228ZM63 135V134H62ZM103 135V134H102ZM116 135V134H115ZM126 135V134H125ZM141 135V134H140ZM165 135V134H164ZM174 135H175V138L176 139H174ZM196 135V134H195ZM194 135V136H195ZM211 135V134H210ZM210 135H209V137H210ZM19 136H20V132H19ZM25 136V135H24ZM23 136V137H24ZM111 136V135H110ZM113 136H114V134H113ZM116 136H118V135H116ZM115 136V137H116ZM162 136V135H161ZM180 136V137H179ZM186 136H189V134H187ZM185 136V137H186ZM193 136V137H194ZM197 136V135H196ZM213 136V135H212ZM216 136V135H215ZM218 136H219V134H218ZM218 136H216V137H218ZM229 136V135H228ZM231 136V135H230ZM229 136V137H230ZM88 137V136H87ZM90 137V136H89ZM101 137H103V136H101ZM100 137V138H101ZM104 137H105V135H104ZM108 137V136H107ZM107 137L105 138L106 139V141H107ZM151 137V136H150ZM166 137V136H165ZM191 137H192V135H191ZM190 137V138H191ZM224 137H227V136H225L224 135ZM77 138H79V137H77ZM119 138V137H118ZM142 138H144V137H142ZM159 138V137H158ZM188 138V137H187ZM187 138H185L186 140H187ZM219 138H221V137H219ZM223 138V137H222ZM221 138V139H222ZM18 139H20V137L18 138ZM61 139V138H60ZM80 139V138H79ZM90 139H93V137L92 138H90ZM102 140H103V138H101ZM104 139V140H105ZM109 139V138H108ZM112 139H113V137H112ZM127 139V138H126ZM136 139V138H135ZM147 139V138H146ZM145 139V140H146ZM184 139V140H185ZM197 139H198V137H197ZM201 139V138H200ZM204 139V138H203ZM63 140V139H62ZM89 140V139H88ZM87 139H86V142L88 141ZM94 140V139H93ZM97 140H98V138H97ZM110 140V139H109ZM151 140V139H150ZM196 140V139H195ZM17 141V140H16ZM53 141V140H52ZM96 141V140H95ZM95 141L93 142L92 141V143H95ZM99 141H101V140H99ZM99 141H97V142H99ZM114 141V140H113ZM129 141V140H128ZM138 141V140H137ZM217 141H219V140H217ZM2 142H1V144H2ZM56 142V141H55ZM85 142V144L86 145H88L87 143ZM110 142V141H109ZM112 142V141H111ZM130 142V141H129ZM185 142V141H184ZM183 142V143H184ZM192 142V141H191ZM200 142V141H199ZM215 142V141H214ZM33 143V142H32ZM51 143V142H50ZM59 143H61V142H59ZM79 143V142H78ZM84 143V142H83ZM89 144H90V140H89V142H88ZM202 143V142H201ZM20 144V143H19ZM23 144V143H22ZM57 144V143H56ZM71 144V143H70ZM71 144V145H72ZM82 143H80V145H81ZM84 144V145H85ZM109 144V143H108ZM156 144V143H155ZM160 144H161V142H160ZM182 144V143H181ZM189 144V143H188ZM196 144V143H195ZM219 144V143H218ZM217 144V145H218ZM30 145V144H29ZM33 145V144H32ZM74 145H77V142L74 144ZM95 145H96V143H95ZM95 145L93 146V150L95 149ZM97 145H99V144H97ZM135 145V144H134ZM193 145V144H192ZM197 145V144H196ZM19 146H21V145H19ZM46 146V145H45ZM60 146V147H59ZM66 146V147H67ZM70 146V145H69ZM68 146V147H69ZM78 146H79V144H78ZM89 146H91V144L89 145ZM99 146H101V145H99ZM99 146H97V148L99 147ZM107 146V145H106ZM110 146V145H109ZM157 146V145H156ZM182 146V145H181ZM186 146H187V144H186ZM185 146V148L184 149H186V148H188V147H186ZM211 146H213V145H211ZM18 147V146H17ZM71 147V146H70ZM77 147V146H76ZM102 147V146H101ZM146 147V146H145ZM183 147V146H182ZM195 147V146H194ZM209 147V146H208ZM207 147V148H208ZM219 147V149H221ZM73 148H75L74 146H73ZM72 147H71V151H70V153H72V149H73ZM82 148V147H81ZM84 148V147H83ZM86 148V147H85ZM88 148V147H87ZM87 148L86 149H84V150H87ZM96 148V149H97ZM104 148V147H103ZM103 148H101L102 150H103ZM189 148H190V151L192 150V147L189 145ZM223 148V147H222ZM14 149V148H13ZM16 149V148H15ZM96 149H95V152H96ZM100 148H98V152L99 151H101V150H99ZM112 149V148H111ZM117 149V148H116ZM127 149V148H126ZM142 149V148H141ZM178 149H180V147L178 148ZM184 149H181V150H184ZM201 149V148H200ZM199 149V150H200ZM27 150H28V148H27ZM39 150V149H38ZM42 150V149H41ZM67 150V149H66ZM75 150V149H74ZM143 150V149H142ZM147 150V149H146ZM181 150H180V152H181ZM30 151V150H29ZM34 151V150H33ZM60 151V152H61ZM67 151H69V150H67ZM77 151H79V149L77 150ZM88 151H90L89 149H88ZM169 151V152H170ZM173 151H175V150H173ZM176 151H178V150H176ZM176 151H175V153L174 154H172V156H170V155H168L169 157H167V158H163V156H162V160H159V161H155L154 160V162L151 164V162H150V165H147L148 167L147 168H149L150 167V169H145V167H144V169L145 170H142L141 171V169H143V166H142V168H141V166H140V170H138L137 168H135V169H137L138 171H140V172H138L137 174H142V173H144L145 172V174H146V172L147 173H149L150 171L152 172V170L154 171V170H158V169H160V168H162V167H167V166H169V165H171V164H173V162H175V161H178L179 159H178V155H180V156H185L186 155V153L184 154V153H182V154H184V155H182V154H180V152L178 151L177 153H176ZM185 151V150H184ZM201 151V150H200ZM215 151V150H214ZM219 151H221V150H219ZM25 152V151H24ZM63 152H66L65 151V149H64V151ZM62 152V153H63ZM85 152H87V151H85ZM98 152H97V154H98ZM146 152V151H145ZM183 152V151H182ZM186 152H187V149H186ZM15 153V152H14ZM17 153V152H16ZM20 153V152H19ZM40 153V152H39ZM69 153V152H68ZM70 153L69 154H67V155H70ZM77 153H79V155L81 154V152H77ZM90 153V152H89ZM100 153V152H99ZM101 153H102V151H101ZM113 153V152H112ZM22 154V153H21ZM65 154L66 153H63V155L65 156ZM74 154H76V152H74ZM91 154V153H90ZM89 154V155H90ZM103 154V153H102ZM115 154V153H114ZM122 154V153H121ZM144 154V153H143ZM161 154V153H160ZM169 154V153H168ZM188 154V153H187ZM10 155V156H9ZM13 157H12V156ZM63 155H61V157L63 156ZM78 155V154H77ZM77 155H76V157H77ZM82 155V154H81ZM85 155H87V154H85ZM99 155V154H98ZM101 155V154H100ZM99 155V156H100ZM104 155V154H103ZM110 155H112V154H110ZM116 155V154H115ZM159 155V154H158ZM199 155V154H198ZM208 155V154H207ZM20 156V155H19ZM18 156V157H19ZM37 156V155H36ZM35 156V157H36ZM71 156V155H70ZM99 156H98V158H99ZM106 156V155H105ZM127 156V155H126ZM141 156V155H140ZM145 156V155H144ZM143 156V157H144ZM161 156V155H160ZM160 156H158L159 158H160ZM202 156V155H201ZM213 156V157H212ZM17 157V156H16ZM16 157H15V159H16ZM34 157V158H35ZM81 157V156H80ZM110 157H112V156H110ZM113 157H114V155H113ZM116 157V156H115ZM122 157V156H121ZM148 157V156H147ZM146 157V158H147ZM151 157V158H152ZM157 157V158H158ZM164 157H166V156H164ZM190 157V156H189ZM30 158V157H29ZM33 158V159H34ZM66 158H67V156H66ZM71 157H69V159H70ZM74 158V157H73ZM78 158V157H77ZM77 158H76V160H77ZM83 158V157H82ZM91 158H92V155H91ZM95 158V157H94ZM104 158V157H103ZM155 158V157H154ZM183 157H181V159H182ZM194 158V157H193ZM20 159V158H19ZM18 159V160H19ZM60 159V158H59ZM62 159V158H61ZM63 159H65L64 157H63ZM81 159V158H80ZM93 159V158H92ZM105 159H107V157L105 158ZM187 159V158H186ZM24 160H26V159H24ZM66 160V159H65ZM75 160V159H74ZM91 160V159H90ZM89 160V161H90ZM94 160V159H93ZM92 160V161H93ZM103 160V159H102ZM145 160V162L144 163H147L148 164V162H149V160L147 161L146 159H144ZM11 161H12V163H11ZM17 161V160H16ZM61 161H63V160H61ZM60 161V162H61ZM68 161V160H67ZM70 161V160H69ZM68 161V163H72V159H71V161L69 162ZM99 161V160H98ZM117 161V160H116ZM138 161V160H137ZM22 162V161H21ZM76 162V161H75ZM78 162V161H77ZM83 162H86L85 160H83ZM100 162H102V161H100ZM125 162V161H124ZM135 162V161H134ZM11 163V164H10ZM57 163H59V162H57ZM87 163V162H86ZM97 163V162H96ZM137 163V162H136ZM143 163V164H144ZM178 163V162H177ZM197 163V162H196ZM16 164H18V163H16ZM16 164H13L12 166H14V165H16ZM84 164L85 163H83V167L82 168H84L83 170H84V172L83 173H85V172H87V169L84 167ZM90 164H92V163H90ZM123 164V163H122ZM131 164H133V163H131ZM191 164V163H190ZM26 165V164H25ZM55 165V164H54ZM72 165H73V163H72ZM78 165V164H77ZM87 165V164H86ZM114 165V164H113ZM140 165H142V164H140ZM205 167H206V165L205 164H203ZM89 166V165H88ZM87 166V167H88ZM122 166V165H121ZM125 166V165H124ZM199 166V165H198ZM203 166V167H204ZM65 167V166H64ZM64 167H62V168H64ZM78 167V166H77ZM90 167V166H89ZM98 167V166H97ZM139 167V166H138ZM200 167H202V164H201V166H199V169H200ZM202 167V168H203ZM13 168V167H12ZM15 168V167H14ZM46 168H47V166H46ZM51 168V167H50ZM194 168H195V166H194ZM23 169V170H22ZM74 170L73 171H71V172H74V171H76L75 169L76 168H73ZM77 169H79V168H77ZM206 169V168H205ZM6 170V171H5ZM9 170V171H8ZM45 170V169H44ZM47 171H49V169H46ZM46 170H45V172H46ZM63 170V169H62ZM66 169H64V171H65ZM86 170V171H85ZM90 170V169H89ZM93 170V169H92ZM124 170V169H123ZM188 170V169H187ZM43 171V170H42ZM61 171V170H60ZM67 171V170H66ZM65 171V173H68V172H70V170H68V172H66ZM82 171V170H81ZM131 171V170H130ZM195 171V170H194ZM205 171V170H204ZM203 171V172H204ZM14 172V171H13ZM112 172V171H111ZM116 172H118L119 173V170L118 171H116ZM129 172V171H128ZM159 172V171H158ZM162 172H164V171H162ZM54 173H55V171H54ZM63 174H64V172H62ZM76 173H78V174H75V175H77L76 177H78V179L81 177V175H82V172H81V175H80V177L78 176L79 174H80V170L78 171V172H76ZM110 173V172H109ZM124 173V172H123ZM155 173V172H154ZM201 174L202 172L200 171H198V174ZM42 174H44L45 175V173H42ZM73 174V173H72ZM72 174H71V176L70 177H73L72 176ZM73 174V175H74ZM87 174V173H86ZM121 174V173H120ZM127 174H129V173H127ZM139 174V175H140ZM164 174V173H163ZM174 174V173H173ZM197 173H196V175H198ZM262 174V177L261 176H259V175H261ZM15 175V174H14ZM100 175V174H99ZM104 175V174H103ZM105 175H107V174H105ZM114 175H115V172H114ZM134 175H136L135 174V172H134ZM195 175V174H194ZM202 175V174H201ZM205 175V173L203 174V176ZM13 176V177H12ZM67 176H68V174H67ZM90 176V175H89ZM127 176H129V175H127ZM178 176V175H177ZM203 176L201 177V179L203 178ZM1 177H5V176H1ZM41 177V176H40ZM53 177V176H52ZM69 177V176H68ZM75 177V176H74ZM91 177V176H90ZM108 177V176H107ZM111 177V176H110ZM115 177V176H114ZM147 177V176H146ZM150 177V176H149ZM185 177V176H184ZM189 177V176H188ZM192 177V176H191ZM259 177H261V178H259ZM60 178V177H59ZM82 178V177H81ZM83 178H85L84 177V175H83ZM82 178V179H83ZM96 178V177H95ZM109 178V177H108ZM137 178V177H136ZM193 178V177H192ZM195 178L197 179L198 178V176L196 177L195 176ZM195 178H193V179H195ZM204 178H205V176H204ZM41 179V178H40ZM94 179V178H93ZM105 179V178H104ZM113 179V178H112ZM145 179V178H144ZM199 179V178H198ZM197 179V180H198ZM0 180H1V178H0ZM4 180V179H3ZM38 180V179H37ZM36 180V181H37ZM56 180V179H55ZM54 180V181H55ZM59 180V179H58ZM69 179H67V182H69V181H71V179L68 181ZM76 180V179H75ZM79 180H81V179H79ZM124 180V179H123ZM137 180V179H136ZM196 180V181H197ZM207 180V179H206ZM209 180H207L208 182H209ZM263 181H264V179H262ZM74 181V180H73ZM82 181V180H81ZM80 181V182H81ZM152 181V180H151ZM185 181V180H184ZM187 181V180H186ZM205 181V180H204ZM206 181V182H207ZM59 182V181H58ZM77 182V181H76ZM100 182H101V180H100ZM100 182H99V185H100ZM109 182H111V180L109 181ZM133 182V181H132ZM192 182V181H191ZM202 182H203V180H198V184H200V185H202ZM35 183V182H34ZM60 183V182H59ZM61 183H62V179H61ZM64 183V182H63ZM78 183V182H77ZM82 183V182H81ZM112 183V182H111ZM116 183V182H115ZM118 183V182H117ZM149 183V182H148ZM33 184V183H32ZM56 184H58V183H56ZM65 184V186H67V185H69V183L67 184V183H64ZM67 184V185H66ZM71 184L72 185H74V184H76L75 182H74V184H73V182H71ZM70 184V185H71ZM84 184V183H83ZM93 184V183H92ZM108 184H110V183H108ZM114 184V183H113ZM197 184V183H196ZM197 184V185H198ZM226 184H227V186H226ZM1 185V184H0ZM35 185V184H34ZM124 185V184H123ZM163 185V184H162ZM200 185H198V186H200ZM203 185H205V183H203ZM258 185V186H257ZM3 186V185H2ZM60 186V185H59ZM59 186H57V188L59 187ZM78 186V185H77ZM80 186V185H79ZM78 186V188H79V194H81L80 193V190H81V188ZM84 186V188H85V186H86V184L85 185H83ZM94 186V185H93ZM182 186V185H181ZM207 186V187H208ZM255 186L256 187H259L258 188V191H257V189L255 190ZM29 187H30V185H29ZM28 187V188H29ZM35 187V186H34ZM45 187V186H44ZM61 187V186H60ZM73 186H70V188H72ZM87 187V186H86ZM96 187V186H95ZM101 187V186H100ZM100 187H98V188H100ZM103 187V186H102ZM110 187H111V185H110ZM176 187V186H175ZM203 187V186H202ZM210 187V186H209ZM211 187H212V185H211ZM220 187H218V188H216L217 190H218V192H216V193H219L220 191H222L223 189H221L220 191H219V188ZM3 188V187H2ZM69 187H67L66 189H68ZM69 188V189H70ZM78 188H77V192H78ZM115 188V187H114ZM150 188V187H149ZM194 188V187H193ZM60 189H62V188H60ZM73 189V188H72ZM85 189H87V188H85ZM96 189V188H95ZM152 189V188H151ZM209 189V188H208ZM235 189H237V191L235 190ZM21 190V189H20ZM19 190V191H20ZM23 190V189H22ZM27 190V189H26ZM50 190V189H49ZM63 190V189H62ZM61 190V191H62ZM71 190V189H70ZM94 190V189H93ZM100 190V189H99ZM115 190V189H114ZM23 191H25V190H23ZM22 191V192H23ZM58 191H59V188H58ZM68 191V190H67ZM95 191V190H94ZM125 191V190H124ZM181 191V190H180ZM214 192L216 191L215 189L213 190ZM21 192V191H20ZM81 192H82V190H81ZM62 193H64L63 191H62ZM71 193V192H70ZM69 193V194H70ZM75 193V192H74ZM206 193H207V191H206ZM46 194V193H45ZM66 194V193H65ZM64 194V195H65ZM76 194V197H77V193H75ZM177 194V193H176ZM212 194V193H211ZM221 194H223V193H221ZM71 195V194H70ZM70 195H68L69 196V198L70 199H72V196H70ZM82 195V194H81ZM194 195V194H193ZM200 195V194H199ZM214 195H218V194H214ZM220 195V194H219ZM31 196V195H30ZM43 196V195H42ZM66 197H68L67 196V194L65 195ZM95 196V195H94ZM155 196V195H154ZM1 197V196H0ZM21 197V196H20ZM75 197V198H76ZM86 197V196H85ZM153 197V196H152ZM178 197V196H177ZM185 197V196H184ZM214 197V196H213ZM212 197V198H213ZM219 197H223L222 195L221 196H219ZM2 198V197H1ZM0 198V199H1ZM22 198V197H21ZM68 198V199H69ZM74 198V197H73ZM80 198V197H79ZM78 198V199H79ZM84 198V197H83ZM200 198H201V195H200ZM210 198V197H209ZM17 199V198H16ZM15 199V200H16ZM64 200H65V198H63ZM88 199V198H87ZM100 199V198H99ZM104 199V198H103ZM197 199H198V197H197ZM196 199V201H198ZM208 199V198H207ZM218 199V198H217ZM14 200V199H13ZM14 200V201H15ZM61 200V199H60ZM90 200V199H89ZM88 200V201H89ZM202 200V199H201ZM8 200H6V202H7ZM12 201V200H11ZM18 201H20V200H18ZM70 201V200H69ZM87 201V202H88ZM97 201V200H96ZM206 201V200H205ZM13 202V201H12ZM30 202V201H29ZM66 202V201H65ZM76 202V201H75ZM160 202V201H159ZM203 202V203H202ZM201 203H202V205L204 206V200L202 201ZM208 202V201H207ZM218 202V201H217ZM223 202V201H222ZM221 202V203H222ZM4 203H5V201H4ZM15 203V202H14ZM13 203V204H14ZM18 203V202H17ZM44 203V202H43ZM52 203V202H51ZM62 203V202H61ZM69 203V202H68ZM90 203V202H89ZM200 203V200H199V204H201ZM212 203V202H211ZM216 203V202H215ZM220 203V202H219ZM6 204V203H5ZM5 204H4V207H6L5 206ZM9 204V203H8ZM19 204V203H18ZM17 204V205H18ZM83 204V203H82ZM108 204V203H107ZM168 204V203H167ZM199 204H195V205H199ZM12 205V204H11ZM60 205V204H59ZM76 205V204H75ZM202 205H200V207H203ZM222 205H219L220 207L222 206ZM8 206V205H7ZM14 206H16V205H14ZM68 206H69V204H68ZM217 207L216 209H217V212L216 213H218L219 211H218V209L220 208V207ZM67 207V206H66ZM70 207V206H69ZM194 207V206H193ZM226 207V208H225ZM21 208V207H20ZM60 208V207H59ZM163 208H165V207H163ZM195 208V207H194ZM193 208V209H194ZM198 208V206L196 207V209ZM63 209V208H62ZM73 209V208H72ZM151 209V208H150ZM167 209V208H166ZM165 209V210H166ZM192 209V208H191ZM4 210V209H3ZM13 210V209H12ZM59 210V209H58ZM77 210H78V208H77ZM162 210V209H161ZM164 210V209H163ZM211 210H214V208L212 209L211 208ZM220 210V209H219ZM16 211V210H15ZM56 211V210H55ZM54 211V212H55ZM60 211V210H59ZM59 211H57V212H59ZM82 211V210H81ZM80 211V212H81ZM153 211V210H152ZM168 211H169V209H168ZM191 211V210H190ZM194 211H195V209H194ZM193 211V212H194ZM198 211V210H197ZM6 212V211H5ZM41 212V211H40ZM61 212V211H60ZM63 212V211H62ZM61 212V213H62ZM68 212H69V210H68ZM84 212V211H83ZM82 212V213H83ZM199 212V211H198ZM209 212V211H208ZM213 212H215V211H213ZM49 213V212H48ZM76 213V212H75ZM81 213V214H82ZM170 213V212H169ZM172 213V212H171ZM216 213H214V214H216ZM6 214V213H5ZM60 214V213H59ZM78 214V213H77ZM122 214V213H121ZM180 214V213H179ZM195 214H197L196 212H195ZM52 215V214H51ZM153 215V214H152ZM157 215H158V213H157ZM156 215V216H157ZM162 215V214H161ZM170 215V214H169ZM187 214H185V216H186ZM189 215V214H188ZM213 215V214H212ZM12 216V215H11ZM156 216H154V217H156ZM205 216V215H204ZM57 217H58V215H57ZM146 217V216H145ZM152 217V216H151ZM158 217V216H157ZM166 217V216H165ZM184 217V216H183ZM1 218V217H0ZM27 218V217H26ZM37 218V217H36ZM148 218H150V217H148ZM169 218V217H168ZM50 219V218H49ZM59 219H61V218H59ZM117 219V218H116ZM145 219V218H144ZM155 219V218H154ZM192 219V218H191ZM194 219V218H193ZM192 219V220H193ZM208 219V218H207ZM221 219V218H220ZM1 220H2V218H1ZM146 220V219H145ZM152 220V219H151ZM33 221V220H32ZM39 221V220H38ZM71 221V220H70ZM144 221V220H143ZM154 221V220H153ZM158 221H160L159 219H158ZM165 221V220H164ZM198 221V220H197ZM262 221V220H261ZM261 221L259 222V224H261V226H262V223H261ZM44 222V221H43ZM137 222V221H136ZM146 222V221H145ZM157 222V221H156ZM155 221H154V223H156ZM184 222V221H183ZM194 222V221H193ZM35 223V222H34ZM30 224V225H27V226H23V225H21V227L18 229L19 230V232L18 233H16V235L18 234L19 235V233H20V235L21 236H16L15 237V235L13 236L14 237V239L13 240H11L12 242H17V240L19 241V239L21 238V237H23V235H25L24 237H26V236H31V234H33V233H35V232H37V231H41L42 229L43 230H49V226L50 225H46L45 223L44 224H42V223H35V224ZM49 223V222H48ZM64 223V222H63ZM144 223V222H143ZM147 223V222H146ZM201 223V222H200ZM2 224V223H1ZM216 224V223H215ZM215 224H213L212 225V221H209L208 222V224H206L205 225V227H203V228H201L199 231H198V235H197V233H196V235H197V239L194 241V243H193V246H192V248H191V253H192V255H191V257L192 256H194V257H196V256H200V255H202L203 253L201 252L203 249H204V243L208 240H210V239H208L209 238V235L210 234H212V232L216 229V227H218L217 225L215 226ZM220 224V222L218 223V225ZM51 225H52V223H51ZM68 225V224H67ZM137 225V224H136ZM134 225V227L135 228H137V231L138 230H140V227L141 226H143V227H145L144 229H145V231H148V232H152V230L154 229V224H153V222H149L148 224H146L145 225V223L144 224H139V225H141L140 227H139V225ZM145 225V226H144ZM187 225V224H186ZM242 225H243V227H242ZM264 225V224H263ZM54 226V225H53ZM53 226H51V228L53 227ZM239 226H241L242 227V233L240 234L239 232L238 233H236L235 232V230H236V228L237 227H239ZM251 226V225H250ZM258 226H260V225H258ZM54 227H56V226H54ZM74 227V226H73ZM142 227V228H143ZM156 227V226H155ZM158 227V226H157ZM219 227H220V225H219ZM218 227V228H219ZM16 228H17V226H16ZM58 228H60V227H58ZM163 228V227H162ZM217 228V229H218ZM253 228V227H252ZM255 228L257 229L258 227H256L255 226ZM255 228L253 229V230H251V229H248V231H254L255 230ZM132 229V228H131ZM143 229V230H144ZM169 229V228H168ZM191 229V228H190ZM244 229H246V228H244ZM259 229V228H258ZM13 231L12 232H14V229H12ZM16 231H17V229H15ZM42 230V231H43ZM51 230V229H50ZM124 230V229H123ZM136 230V229H135ZM189 230V229H188ZM198 230V229H197ZM247 230V229H246ZM54 231V230H53ZM112 231V230H111ZM140 231H142V230H140ZM144 231V232H145ZM168 231V230H167ZM166 231V232H167ZM245 231V230H244ZM250 231V232H251ZM38 232V233H39ZM50 232V231H49ZM60 232V231H59ZM118 232V231H117ZM192 232V231H191ZM218 232H220V231H218ZM217 232V233H218ZM259 232V231H258ZM9 233V232H8ZM83 233V232H82ZM141 233V232H140ZM168 233V232H167ZM188 233V232H187ZM214 233H215V231H214ZM217 233H216V235H217ZM221 233V232H220ZM248 233V232H247ZM252 233V232H251ZM261 233V232H260ZM13 234V233H12ZM11 234V235H12ZM37 234V233H36ZM36 234H35V236H36ZM41 234V233H40ZM89 234V233H88ZM93 234V233H92ZM128 234V233H127ZM142 235H143V233H141ZM192 234V233H191ZM221 234V235H222ZM75 235V234H74ZM159 235V234H158ZM220 235V234H219ZM253 234H251V236H252ZM47 236V235H46ZM94 236V235H93ZM123 236V235H122ZM139 236V235H138ZM211 236V235H210ZM247 236H249L248 234H247ZM247 236H246V239H247ZM250 236V237H251ZM255 236V235H254ZM253 236V237H254ZM66 237V236H65ZM146 237V236H145ZM2 238V237H1ZM27 238V237H26ZM29 238V237H28ZM45 238V237H44ZM156 238V237H155ZM214 238H215V236H214ZM217 238V237H216ZM110 239V238H109ZM153 239V238H152ZM162 239V238H161ZM220 239V238H219ZM222 239V240H223ZM248 239H249V237H248ZM263 239V238H262ZM36 240V239H35ZM42 240H44V239H42ZM55 240V239H54ZM139 240V239H138ZM246 241V240H245ZM257 241V240H256ZM260 241V240H259ZM42 242V241H41ZM78 242V241H77ZM116 242V241H115ZM121 242V241H120ZM134 242V241H133ZM138 242V241H137ZM159 242V241H158ZM210 242H211V240H210ZM217 242V241H216ZM26 243V242H25ZM30 243V242H29ZM28 243V244H29ZM140 243V242H139ZM172 243H173V241H172ZM207 243V242H206ZM212 243V242H211ZM221 243V242H220ZM11 244V243H10ZM103 244V243H102ZM121 244V243H120ZM215 244V243H214ZM246 244V243H245ZM27 245V244H26ZM34 245V244H33ZM134 245V244H133ZM143 245V244H142ZM257 245V244H256ZM10 247L12 246V245H9ZM64 246V245H63ZM103 246V245H102ZM116 246V245H115ZM208 246V244L206 245V247ZM210 246V245H209ZM260 246V245H259ZM21 247V246H20ZM30 247V246H29ZM73 247V246H72ZM111 247V246H110ZM158 247V246H157ZM160 247V246H159ZM183 247V246H182ZM212 247V246H211ZM217 247V246H216ZM262 247V246H261ZM97 248V247H96ZM156 248V247H155ZM213 248V247H212ZM211 248V249H212ZM215 248V247H214ZM91 249V248H90ZM152 249H154V248H152ZM160 249V248H159ZM173 249V248H172ZM175 249V248H174ZM207 249V248H206ZM210 249V248H209ZM239 249V248H238ZM20 250V249H19ZM22 250V249H21ZM24 250V249H23ZM65 250H66V248H65ZM107 251V250H106ZM158 251V250H157ZM204 251V250H203ZM247 251V250H246ZM245 251V252H246ZM1 252V251H0ZM32 252V251H31ZM118 252V251H117ZM207 252V251H206ZM209 252V251H208ZM257 252V251H256ZM18 253V252H17ZM61 253V252H60ZM86 253V252H85ZM202 253V254H201ZM261 253H263V252H261ZM32 254H34V253H32ZM147 254V253H146ZM137 255V254H136ZM153 255V254H152ZM180 255V254H179ZM17 256V255H16ZM20 256V255H19ZM110 256V255H109ZM126 256V255H125ZM146 256V255H145ZM207 256V255H206ZM235 256V255H234ZM28 257H29V255H28ZM114 257V256H113ZM119 257H121V256H119ZM202 257V256H201ZM252 257V256H251ZM98 258V257H97ZM167 258H169V256L167 257ZM193 258V257H192ZM204 258H205V256H204ZM13 259V258H12ZM23 259V258H22ZM109 259V258H108ZM201 259V258H200ZM202 259H203V257H202ZM207 258H205V260H206ZM233 259V258H232ZM260 259V258H259ZM259 259H258V261H259ZM139 260V259H138ZM181 260V259H180ZM184 260V259H183ZM197 260H198V258H197ZM243 260V259H242ZM261 261L259 262L260 264H264V254H263V256H262V259H260ZM187 261H188V259H187ZM230 261V260H229ZM254 261V260H253ZM107 262V261H106ZM117 262V261H116ZM165 262V261H164ZM170 262V261H169ZM202 262V261H201ZM232 262H233V260H232ZM231 262V263H232ZM243 262V261H242ZM245 262V261H244ZM258 263V262H257ZM256 263V264H257ZM258 263V264H259ZM26 264V263H25ZM38 264V263H37ZM92 264V263H91ZM161 264V263H160ZM200 264V263H199ZM227 264V263H226ZM246 264V263H245Z\"/></svg>",
  "mask_w": 264,
  "mask_h": 264
}]
</instances>
